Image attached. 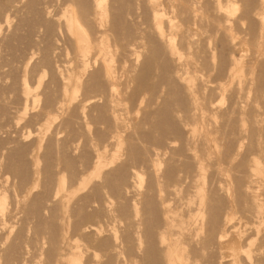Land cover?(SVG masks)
<instances>
[{
  "label": "bare ground",
  "instance_id": "bare-ground-1",
  "mask_svg": "<svg viewBox=\"0 0 264 264\" xmlns=\"http://www.w3.org/2000/svg\"><path fill=\"white\" fill-rule=\"evenodd\" d=\"M6 1H10V0H6ZM12 1V0H11ZM53 1H55V0H53ZM60 1V0H59ZM62 1V0H61ZM61 1H60V3H59V6L60 7H58L57 8V10L55 9V10H53L56 14V19H57V21H58V23H59V25H61L60 27L61 28H63V29H61V31H64V33H62L63 34V38H65L64 40H63V42H67V44H68V46H70V48H68L67 46V48L69 49L68 50V53H69V51H71V56L69 57H66L65 59H61V60H59L61 63H59V64H55L54 66L53 65H49L50 67H52V68H50L49 69V72H51L52 73V75H53V77H54V74H55V78H56V81L58 82V90H56V94H54V95H56L54 98L56 99L55 101L53 100V96H52V98H49V96H50V94H49V96H48V98L47 99H49V100H47L46 101V95H45V97H44V102L46 103V106L44 105V106H42L41 108L43 109L41 112L40 111H38V114H39V112H40V114H39V118H37V119H35V121L33 122V121H31V122H33V124H34V126H35V133L33 134V137H32V142H33V148L31 149V151H30V154H32V156H33V159H32V175H31V177H29V176H27V177H29V178H27L26 179V176L25 175H27L28 173H29V171H30V168H29V170L26 168V170H28V173L27 174H24V175H21V176H25V180L27 181H24V182H26V183H24V184H22L21 182H19V183H21V184H19V183H17V182H15V185H16V183H17V191H16V193L14 192V193H11V194H13L12 195V197H11V203L7 200V198H6V193L11 189V188H7L6 186H8L9 184H8V182L7 181H9V183H11L10 181H13V180H11V179H9V178H7L6 176H3V174L2 175H0V217H2V215H4L5 214V212H6V210L8 209V207H11V209H12V207H13V213H9V215H8V217L6 218V220H3V221H1L0 220V231H2L1 233H0V235H2V236H0V249H2L3 248V246L5 245L4 243L6 242V240H7V238H8V234H10V232L13 230V228H14V223H16V225H17V220L19 219L20 220V218H21V221L22 222H20L19 220V222H18V224L19 223H24L25 221L27 222V220H29L30 219V216L28 217L29 219H27L26 217L29 215V213H31L32 211H33V215H34V209L36 208H34V209H32L33 208V202H34V200L32 199V201H31V199L30 198H34L35 196H36V193H37V191L39 192V189L38 188H42V189H44V190H42V189H40V190H42L43 192L45 191H48V195H47V197L45 196V193H43L42 194V197L41 198H44V199H46V201H44L45 203H46V205H45V207L43 208L42 206H43V204H45V203H41V201L43 202V200L44 199H42L41 201H40V203L42 204V206H41V204L39 203V201H38V203H39V205H40V207H42L43 209H45L46 211L47 210H49L50 209V212L49 211H47V212H45V213H47L46 214V217L47 216H49L50 217V215H51V217H53V215H54V219L56 218V221H57V217H55V215L57 214V213H51L52 211H54L55 209L54 208H57V206L59 207V209H60V211H61V217H60V219H61V222L63 221V225L61 226V229H60V232H59V238L57 237L58 235H56L57 233V231L56 230H52L51 228L52 227H50V226H52V224H53V222L52 223H50L51 225L49 226V225H46V222L49 220V218H48V220L46 219V217L43 215L44 213H42L41 212V208L39 207V210H38V213H39V211L42 213H40V216H38V214H36L35 216H36V218H35V220L39 217H41L42 219H43V217H42V215L44 216V222H45V226H43V224H42V222H37V221H40V220H42L41 218L38 220H36V221H31L30 222V220L28 221L29 223H33V222H36L37 223V225H36V223H34L35 224V230H34V232L36 233L38 230H39V225L40 224H42V227H43V229L42 230H46L47 228H49L50 227V229H49V232H52L53 231V233H49V232H45L46 233V236H48V237H46L47 238V240H46V238L44 237L43 239H44V241H42V240H39V238H37V236L39 235V231L37 232L38 233V235L35 237L37 240L36 241H33L34 239H33V236L31 237V235H32V233H31V229H30V225L29 226H27L26 227V229H27V233H29L30 232V234H28V236H29V239L28 240H32L33 241V244H36V243H34V242H37V241H40V242H45L44 244H47L48 246H49V244L48 243H51L50 241L48 242V238L50 239V237H51V240H52V237L54 236V235H56L55 237H54V240H55V238L57 237V239H59L58 240V242H59V245H58V248H57V246L55 245V249H57V250H55L56 252L55 253H57L55 256H54V254H53V256H54V258H52L53 259V263H52V260H51V264H81V263H87V262H84V260H83V262H82V259L84 258V259H86L87 260V256H90V260H94V258L98 255L97 253L98 252H100L99 250H97L98 248L102 251L104 248L107 250V251H109L108 253H107V255L108 254H110V252H111V257H110V259H112V261L114 262V260H115V258H117L116 259V261L118 260V257H119V255H120V253L122 254H125L129 249L131 250V252L133 251V254H134V250H136V249H134V250H132V244L133 243H135L134 241H135V239H136V243H138V245H140V243L142 242V244H143V242L144 241H147V239H146V237H142V235L143 234H145V232L142 230V228H141V232H140V229H138L139 228V225H140V222L139 221H142V223L141 224H143V218L145 217V215H144V217L143 218H140L139 219V215L140 214H138V210L140 209H138L137 210V208L139 207V205H138V207H136V205H137V200H135V198H133L131 195H135V193H136V189H135V192H134V190L132 191V189L130 190L129 189V192L125 189V191H127L128 193H130L131 191H132V194L130 195L129 194V198H128V205H130L129 207H131V211H128V205H126V209H127V213H128V215L127 214H122V211H120L121 210V208H120V210H119V208H117V207H122V209L123 208H125L124 206H122L121 204H120V196L123 194H125V192H123L124 191V189L122 188V190L123 191H121L120 193H119V191L117 192V190L118 189H120L119 187H118V189H114V188H117V186H116V184H115V187H112L114 190H116V192L117 193H115V194H113V192H114V190H112V188L110 189V188H107L105 185H106V183H104V181L102 182V184H105L104 186H102V184H101V182H99L101 185H98V181H100L99 179H100V177H101V179H104L105 177H103V176H101L102 174L101 173H103V174H105L106 172L104 171V167H105V165L106 164H112V163H114L115 162V160L117 159V151H118V149L120 148V146H123V145H121L122 144V141L124 140V142H125V138H127V134H129V130H130V128L128 127V129H127V131H128V133H126L125 132V134H123V135H126V136H124L125 138H123V139H121V133L122 132H124L125 130H126V128H127V126H128V124L129 123H127V118H128V114H129V110L130 109H133V106L132 105H130V104H133L134 102H135V104H134V107L136 108V110H139L140 108V105H145V103H144V101H142L143 100V98L146 96V94H145V92H148V91H150V90H148V89H150V86L148 87V89H147V87L146 88H144L143 90H144V95L142 94H140L138 97H136L137 99L135 100V99H131L132 97H130L129 96V98L128 97H126L127 99V102L126 103H128L129 104V102L132 100V102L133 103H130L129 104V106H128V104H127V106H126V108L127 109H129V110H127L124 106H123V101H124V96L123 95H127V92H129V95L131 94V96H133V98H135L134 97V95H132V92H133V94H135V93H137V95H138V92L140 91V88H138L139 89V91L137 92H135L134 90H135V88H133V85L132 84H129L130 83V81H129V79L128 78H126V77H128L129 75L128 74H130V71H131V73H134V75L136 74V71H132V67H133V70H135L134 69V67L136 68V67H140L139 66V64H138V66L136 65L137 63H136V61L138 60V56L141 54V53H143L144 52V49H146L147 48V46L148 45H150V46H148V47H151V43H152V45L154 44V47L156 48V46H157V44H159L158 45V47L159 46H161L162 48L160 49V47H159V49L158 50H162L163 49V51H159V52H161L162 53V56H161V58L162 57H164V59H167V58H165V57H168L169 59H170V65L172 66V64H174L173 65V67H176V69L175 70H173L174 71V74H173V72H172V76L171 75H168L169 77H170V79L172 78V77H174V78H176L177 80H175L174 78L171 80V81H173V80H175V81H178V83L180 84V88H178V89H182L183 88V91H180V92H182V94H183V92H184V94H183V97L185 98V93H186V99H187V104H186V100L184 101L183 100V103H181V106H183V104L185 105H187V106H185L187 109H186V113L184 114V113H182V114H184L185 116L183 117V115L179 112L181 109H183V108H181L180 110H179V108H178V112L181 114L180 116H182V119L184 118V123H183V121H182V123H183V125L185 124V126H186V134H185V136L187 135V137H184V138H186V140L184 141L183 139H182V142L184 141V143L186 142L187 144H189L190 145V141H191V139H193V138H195L196 136H198V140L199 139H201V141L199 140V142H201V144H199L197 141V143L196 142H194V144L196 143V144H199V146L200 145H202V150L200 151V153H201V155H200V157H198V158H194L195 159V161L193 162V161H191L193 164H194V167H193V165L192 164H189V171H190V166H191V168H194L195 170L193 171V170H191V172L192 173H190V174H192V175H188V176H190V177H192L193 179H191V181L192 182H190L191 184H189V181H190V177L188 178V177H186L184 174V177H186V178H188L186 181L188 182H186L187 183V185H186V183H185V187H188V185L190 186V185H192V186H190L191 187V190L188 192V191H186L187 190V188H186V190H184L185 191V193L186 192H188V195H186L185 193H184V191H183V193H182V197L184 196V195H186L185 197H183L182 199H184V201H183V203L184 204H182L183 206H186L185 208L184 207H182L183 208V210H182V208H181V210L183 211H180V213L177 215V216H179V223L177 224V228H179L180 227V231L179 232H177V231H175L174 230V233H173V229H172V227L174 226V220H176V218H173V216H172V214H171V216L172 217H170V215L168 214L169 213V207H171L172 208V205H175L173 202H172V200L174 199H177L178 201H181V200H179L180 199V197H181V195H180V192L178 193L177 192V194H176V196L179 194V199L177 198V197H174V196H172V197H170V199H171V202L170 203H173V204H171L170 206H168V204L167 203H164V205H163V213H162V215H163V217H162V219H163V224H162V221L160 220V224H158L159 225V229H157V227L155 228L156 230H158V231H154V233H155V235L154 234H152V235H154L155 236V244L154 243H152V245L154 244L155 246H156V248H154V249H158L159 247V249H160V251H156V252H161V250H162V253L164 254V264H195V260H196V257H194V256H197L198 254L197 253H195L197 250L200 252V249L201 250H204L203 251V253H202V255L200 256V255H198V256H200L201 257V259L202 258H204V259H202V261H199V264H200V262H204V261H206V263L208 262V260H205V257L204 256H206L207 254L205 253V249H202V246H203V244H204V247L203 248H206L205 247V244H207V247L208 248H206V249H210V247L209 246H211L212 244L210 243V242H208V243H204V242H207V241H211V240H213V241H215V242H213V241H211L212 243H214L213 244V249L215 250V243H216V246H217V248H216V251H217V253H218V255L217 256H215V251L213 250V252L211 251H209L208 253H210L211 255L214 253V255H212L213 257H216L218 260H217V262H216V258H213L212 256V258H210V256H208L211 260H209V264L211 263H213V261L215 262V263H217V264H224L223 262H224V260L226 261V263L227 264H237V260H238V258L239 259H241L240 261H242V259H243V264H264V170H263V167H264V165L262 166V157H263V155H264V148H260V147H257V148H255L254 149V147L253 146H255L254 144V142H255V140H253L252 138H254L255 139V137H256V134L255 133H253L252 132V128H254L255 127V125H256V127H255V131L254 132H256V133H258L259 131L261 132V131H263L262 133H258V138L260 139L261 137L259 136V134L260 135H264V130H260L262 127L261 126H263L264 124V118H263V116L260 114L261 113V111H259L260 113H257V115L255 116V117H252V121L253 122H249V124L251 123V126H252V128L249 126V124L247 125V128H246V126H245V128H246V130L248 129V130H250V128H251V131H250V136L251 135H253L254 134V136H252V140L251 141H253V143L254 144H251L252 142H248L247 143V145L249 144V146L251 147V149H252V151H251V149L250 150H248L247 151V149H245L247 152H245V151H243V152H245V153H247V154H244L243 155V153H242V151H241V153H242V155H241V153H239L240 154V156L242 157H240V156H238L237 155V153H238V149H239V147H240V143H241V138L242 137H244V135L243 136H240L239 138H237V140L235 139V141H233L234 140V138L232 139V141L230 142V141H228L229 139L231 140V138H232V136L233 137H235L234 136V134L236 133V128L234 127L235 125L233 124L235 121H232V118H231V115L229 116L228 114H225L224 112V109L225 108H222L221 107V111H222V113H224L223 114V117H224V115H228L229 116V119H231V121L233 122H231L229 119H228V117L226 116V118L229 120V122H231L232 124L231 125H234V126H231V128H232V131L231 132H235V133H233V135L231 136V138L229 137V139H226L228 142H226V140H223V142L224 143H229V144H227L226 145V147H229V151H227V149H225L226 147H224V146H222L223 147V149L222 150H220V146L222 145H219V143L217 144V139H216V135H215V131L217 130H219V128L217 129V127H219V124H220V122H219V124H218V126H216V130L214 129V127H213V125H214V121H215V124H216V120H213L212 118L215 116V115H217V113L219 114L220 113V108H219V104L220 103H218L219 102V100L221 99V97L223 96V93H224V91H227L226 89H229L228 87L229 86H234V87H236V88H234L233 87V91H235V89H237L238 87H241L243 84H244V80H248V79H245L244 77H246L249 73H251L250 71L251 70H253L254 68L253 67H251V64H250V67L251 68H249V64L248 65H246V66H248L247 68H246V70H247V74H244V73H242V71H244V70H242L243 69V65H241V63H240V57H238V56H236V55H232V54H230L231 56H230V58L228 57L229 56V53L230 52H228V49L229 48H231L232 46H229V45H231L230 44V42L229 41H232L233 40V43H234V41H236V39H237V41L239 40V36L237 37L235 34H234V32L236 33V30H237V32H238V29H236V27L234 26V23L232 24V25H230V23H232L233 21H235L236 22V20H239L240 19V16H243V14H245V12L247 11V10H243L244 11V13H243V11L241 12V13H243V14H239L238 13V15H236L235 14V8H237L238 7V4H237V7H236V1L238 2L239 0H211V2L213 1V3H211V4H213V6H211L210 5V2L208 3V2H206L205 0H203L205 3H204V5H201V6H205V9H207V8H209V7H211V8H209V9H211V11H212V9H215V11H212V12H215L214 14H215V16H216V18H211L212 20H214V22H212V24H214L215 23V25H216V27H217V29H219V31H217V32H220L221 34H223V35H221L222 37L224 36L227 40H229V41H227V42H225L226 44H228L229 43V45H228V49H226L225 50V48L227 47L226 45H224V44H222L221 42L222 41H224V40H220V38H222L221 36H219V33L217 34V36L218 37H216V39L218 40V38H219V40L221 41L220 42V44L221 45H223L224 47H221V45H217L216 44V47H215V49L217 48V51L215 50V49H213L214 47L213 46H209L210 48V50L212 51V49L214 50V53H215V51L216 52H220L221 54L224 52V51H222L221 49H223L224 48V50H225V52H226V54H227V52H228V58H224V59H222L221 61H223L224 60V62H225V66L222 64V62L221 61H219L220 62V64L218 63V66H215V68H214V70H216V71H214L213 73L214 74H212V76L211 77H213V75H215V77H213V78H211L210 76H205V77H207V79L210 77V81L208 82L207 81V79L205 80V77L203 78V77H201V75L199 74L200 72H202L203 70H202V67H204V66H202V64L201 63H205V66L207 65L206 63L207 62H205L204 61V59L205 58H207V56H208V58H211V54L209 55H207L205 52H207V48L205 49L204 47H207V46H205V43H206V41L205 40H207L209 37H207L206 36V34H204V32H203V35H205V37L207 38V39H205V40H202L201 41V39H203L202 37H201V39L199 38V40L197 39L198 37H197V32H196V30H195V28L194 27H196V26H198V29L200 28L201 29V27H199V26H201L200 25V19H201V17L199 18V14H200V12H199V14H198V11L197 10H199V9H195V5H194V3H195V1H193V0H140V1H142L143 3H144V5H143V3L142 2H140L141 4H133V3H136L135 2V0H132V1H134L133 3H132V5H135V6H137V5H140L141 7H142V5L143 6H145V9H143V10H141L140 11V9H141V7H137V8H140V9H138L139 11V13H141V14H139V13H137L138 15H140L141 16V19L142 18H145L144 20H141V19H139V20H137L135 17L136 16H138L137 14H136V12L134 13V10H135V6H133V8H131L133 11H130V12H128V13H130L131 14V12H133L132 14H134L133 15V17L136 19H133V18H131L130 20H135L134 22H132L134 25L136 24V22H137V25L139 26L140 25V27H139V29L137 30V28H138V26L136 25L135 27H133L132 25V28H136V32L134 33V34H132L133 33V29H131L132 31L130 32V31H128V32H130V36L128 35L129 33H125V34H122V33H119L120 31H121V29H122V31L121 32H124L123 31V28H121L122 26H123V23H122V25L120 26V28H118L117 27V29L115 28L116 26H118V25H120V23H118L116 26H115V21H117V19H116V17H114L115 19H113V15H114V13H116V12H114V11H116V8H115V10L113 11V9H114V6L113 5H116V4H119V2L118 3H116V0H115V2H114V0H113V2L115 3V4H112V1H109V0H107V4H106V2H105V0H86V1H88V2H86L85 0L84 1H82V0H80V1H78V5H80V4H83L84 5V3H86L87 5H84V6H82L83 8H81V5L80 6H78L77 5V1L75 2V0H63L62 1V3H61ZM75 3H74V2ZM108 1H109V3H108ZM125 1V0H124ZM132 1H129V2H132ZM138 1V0H137ZM202 0H201V2H203ZM208 1H210V0H208ZM248 2V0H245V2ZM16 2V1H15ZM79 2H83V3H80L79 4ZM111 2V3H110ZM123 2V1H122ZM255 2V0L253 1V3ZM5 3V2H4ZM16 3H18V2H16ZM21 3V2H20ZM197 3V5H198V3L199 2H196ZM244 3V2H243ZM242 3V4H243ZM257 4V7H252L253 6V4H252V6H251V9L252 10H254L253 11V16L255 17V19H254V17H252V15H250L251 14V9H250V11H247L246 12V16L249 18V16H250V18H252V19H254L255 21H257V23H258V29H256V27H257V25H256V27L254 26V30H252L251 31V33H252V35H250V38H248V39H251V37L253 36V34H255L254 32H256V37H255V45H256V48H254V52L253 53H255V55L253 54H250V55H252L253 57L250 59L252 62H253V59H254V56H262V55H264V0H258L257 2H256ZM9 4V3H8ZM19 4V3H18ZM110 4V5H109ZM121 4V3H120ZM119 4V5H120ZM129 4V3H128ZM208 4V5H207ZM12 7H15V6H13V5H15V4H10ZM54 5H55V2H54ZM53 5V6H54ZM112 5V6H111ZM130 5V4H129ZM131 5V6H132ZM210 5V6H209ZM245 5V4H244ZM246 5H247V3H246ZM255 5V6H256ZM17 7H18V5H16ZM48 6V5H47ZM117 6V5H116ZM115 6V7H116ZM121 6V5H120ZM201 6H197V8H200ZM209 6V7H208ZM248 6H250V4L248 5ZM49 7V6H48ZM52 7V6H51ZM56 7V6H55ZM79 7V8H78ZM111 7H113L112 9H111ZM126 7V6H125ZM207 7V8H206ZM247 7V6H246ZM44 8V7H43ZM121 8V7H120ZM250 8V7H249ZM249 8H243V9H249ZM16 9V8H15ZM118 9V8H117ZM128 9V8H127ZM43 10V9H42ZM200 10H202V7H201V9ZM203 10H204V8H203ZM201 11V12H203L204 13V11ZM208 10V9H207ZM44 11V10H43ZM46 11H47V9H46ZM52 11V12H53ZM111 11H113V15H110V13H111ZM124 11V10H123ZM144 13H143V12ZM208 11H210V10H208ZM208 11H205V12H207V15H208ZM209 12V14L210 13H212V12ZM126 12V11H125ZM44 13V12H43ZM123 13V12H122ZM248 13H250L249 14V16H248ZM52 15L54 14V13H51ZM50 14V15H51ZM112 14V13H111ZM119 14V13H118ZM142 14H143V16H142ZM214 14H212V15H214ZM235 14V15H234ZM43 15V14H42ZM48 15V14H47ZM52 15H51V17H52ZM119 15H121V14H119ZM240 15V16H239ZM44 16V15H43ZM54 16V15H53ZM109 16H110V18H109ZM112 16V17H111ZM115 16H118V15H115ZM123 16V15H122ZM128 16H129V14H128ZM140 16H139V18H140ZM202 16V15H201ZM209 16V15H208ZM236 16V20L235 19H233L234 17ZM239 16V17H238ZM45 17V16H44ZM121 17V16H120ZM124 17V16H123ZM122 17V19H125V18H123ZM130 17H132V15H130L129 16V18ZM204 16H202V18H203ZM206 17V19L207 18H210L211 16H209V17H207V16H205ZM233 17V18H232ZM239 19H238V18ZM1 18H3V17H1ZM47 18V17H46ZM128 18V19H129ZM242 18V17H241ZM53 19V18H52ZM127 19V20H128ZM206 19H204V21L206 20ZM216 19V20H215ZM244 19H246V17L244 18ZM46 20H49V19H46ZM54 20V19H53ZM113 20H115V21H113ZM127 20H123V21H127ZM129 20V21H130ZM203 20V19H202ZM211 20V21H212ZM233 20V21H232ZM251 20V19H250ZM8 21H9V19H8V16H5L3 19H2V21L0 20V22H2V24L3 25H5V24H7L8 23ZM208 21V20H207ZM206 21V22H207ZM211 21L209 22V28H210V30L209 31H213V30H211V29H214L215 28V26H214V28H213V26L211 27ZM215 21H217V22H215ZM240 21V20H239ZM241 21L243 22V20L241 19ZM240 21V22H241ZM55 22V21H54ZM117 22H121L120 21V18H119V20L117 21ZM127 23H130V22H128L127 21ZM238 23V22H237ZM237 23H235V24H237ZM53 24V23H52ZM202 24H203V22H202ZM204 24H206L205 22H204ZM208 24V23H207ZM256 24V23H255ZM127 25V24H126ZM195 25V26H194ZM238 26H239V24H237ZM236 25V26H237ZM6 26V25H5ZM56 26V25H55ZM114 26V27H113ZM203 26V25H202ZM205 26V25H204ZM203 26V27H204ZM208 26V25H207ZM206 26V27H207ZM230 26L231 27H235V31L234 30H232L231 31V28H230ZM237 26V28H239ZM59 27V28H60ZM203 27H202V29H203ZM234 27L232 28V29H234ZM53 29H54V25H53V27H52ZM205 28V27H204ZM208 28V27H207ZM208 28V29H209ZM241 28V27H240ZM239 28V29H240ZM244 28V27H243ZM52 29V30H53ZM115 29L118 31V29H120L117 33H119V34H121L122 36L124 35H126L127 36V38H129V37H132L131 39L129 38V40L127 39L126 40V37H125V41H123V37H121L120 35H118L117 33L115 34L114 33V31H115ZM124 29H126V26H125V28ZM201 29V30H202ZM208 29H207V32L206 33H208L209 31H208ZM245 29V28H244ZM243 29V30H244ZM255 29H256V31H255ZM51 30V29H50ZM55 30H57V29H55ZM135 30V29H134ZM243 30H242V32H243ZM247 30V29H246ZM54 31V30H53ZM202 31H204V30H202ZM206 31V30H205ZM214 31H216L215 29H214ZM222 31V32H221ZM52 32V31H51ZM239 32H241V30L239 31ZM238 32V33H239ZM37 33H38V30H37ZM40 33V32H39ZM54 33V32H53ZM210 33V32H209ZM213 33V32H212ZM238 33H236V34H238ZM248 33H249V30H248ZM57 34H58V31H57ZM61 34V33H60ZM196 34V40H198L201 44H202V42H203V45L204 46H202V45H199L198 44V41H197V43H196V40H194V38H193V36ZM241 34V33H240ZM50 35V34H49ZM53 35H55L56 36V33L55 34H52V36ZM59 35V34H58ZM57 35V36H58ZM66 35V36H65ZM201 35V34H200ZM202 35V36H203ZM208 35V34H207ZM242 35V34H241ZM244 35H247V34H245V32H244ZM244 35H243V37H244ZM51 36V37H52ZM56 36V37H57ZM65 36V37H64ZM118 38H117V37ZM120 36V37H119ZM129 36V37H128ZM48 37V36H47ZM50 37V36H49ZM212 37V36H211ZM237 37V38H236ZM241 37V36H240ZM60 38V37H59ZM119 38H121L120 40H119ZM236 38V39H235ZM245 38V37H244ZM247 38V37H246ZM253 38V37H252ZM50 39V38H49ZM51 39H53V38H51ZM222 39H224V38H222ZM235 39V40H234ZM66 40V41H65ZM215 40V39H214ZM217 40H215V42L217 41ZM219 40L217 41V42H219ZM245 40H247V39H245ZM36 41V40H35ZM35 41H33V42H35ZM240 41H241V38H240ZM252 41V40H251ZM49 42V41H48ZM51 42H53V41H51ZM59 42L61 43V38H60V40H59ZM58 42V43H59ZM154 42V43H153ZM156 42V43H155ZM205 42V43H204ZM208 42V41H207ZM242 42H244V41H242ZM36 43H38L37 41H36ZM56 42H54V43H52V44H55ZM65 43H63L64 45H65ZM197 45H196V44ZM211 43V42H210ZM233 43H232V45H233ZM50 44V43H49ZM48 44V45H49ZM66 44V45H67ZM156 44V45H155ZM219 44V43H218ZM235 44H238V43H235ZM247 44V43H246ZM252 44H253V42H252ZM38 45V44H37ZM200 46V49H202L201 48V46L203 47V49L204 50H206L205 52H204V50H203V52H201L200 50L198 51V52H200V53H203V57H205L203 60H202V62L201 63H199V64H197V58H201L202 56H200V57H198L197 55H195V54H197L196 53V48H197V46ZM211 45V44H210ZM249 45V44H248ZM33 46H35V45H32V47ZM50 46H51V44H50ZM49 46V47H50ZM55 46V47H54ZM54 46H52L54 49L57 47V49L56 50H58V48L61 46V44H57V45H54ZM196 46V47H195ZM199 46H198V48H199ZM215 46V45H214ZM217 46H219V47H217ZM253 46H254V44H253ZM252 45H251V48L253 47ZM37 47V46H36ZM39 47H40V45H39ZM62 47V49H63V45L61 46ZM60 47V48H61ZM65 47V46H64ZM153 47V49H151V50H153V52L155 51L156 52V49L158 48H154ZM52 48V49H53ZM60 48H59V53H60ZM152 48V47H151ZM32 49H36V48H32ZM45 49V48H44ZM48 49V51L50 50V48H47ZM150 49V48H149ZM219 49V50H218ZM28 50H29V48H28ZM27 50V51H28ZM37 50H38V48H37ZM39 50H41V47L39 48ZM55 50V51H56ZM157 50V51H158ZM252 50V49H251ZM42 51V50H41ZM51 51V50H50ZM49 51V52H50ZM62 51V50H61ZM118 51H120L119 52V55L120 56H118V54H116V53H118ZM147 51V49L145 50V52ZM209 51V50H208ZM26 52V51H25ZM37 52V51H36ZM40 52V51H39ZM49 52H48V54H49ZM52 52V51H51ZM63 52V51H62ZM148 52H150L149 50H148ZM148 52H146V54L147 55H149V54H151V53H149L148 54ZM152 52V51H151ZM152 52V53H153ZM154 52V53H155ZM224 52V53H225ZM250 52V51H249ZM30 53V52H29ZM41 53V52H40ZM39 53V54H40ZM59 53H57V54H59ZM67 53V54H68ZM161 53H160V55H161ZM209 53H210V51H209ZM212 53V52H211ZM220 53H218V55L217 56H219V57H226V54H224V55H222V56H220L221 54ZM32 54V53H31ZM30 54V55H31ZM55 54V53H54ZM53 54V57L55 56ZM62 54V53H61ZM66 54V53H65ZM144 54V55H143ZM142 54V56L144 57V56H147V55H145V53H143ZM163 54L164 55H166V56H163ZM205 54H206V56H205ZM217 54V53H216ZM60 55V54H59ZM58 55V56H59ZM118 57H117V56ZM152 55V54H151ZM158 54L156 53V55L155 54H153L152 55V57H154V56H157ZM213 55H215V54H213ZM212 55V56H213ZM248 55V54H247ZM25 56H27V55H25ZM24 56V54H23V56L22 57H25ZM38 56V55H37ZM41 56H42V54H41ZM50 56H52V55H50ZM49 56V57H50ZM150 56V55H149ZM195 56V57H194ZM216 56V57H217ZM34 57H36V56H34ZM33 57V58H34ZM45 57H47V55L45 56ZM52 57V58H53ZM61 57V56H60ZM63 58H64V55L62 56ZM115 57H117V58H115ZM120 57V58H119ZM142 57V58H143ZM159 57V56H158ZM202 57V58H203ZM218 57V58H219ZM250 57V56H249ZM255 57V58H256ZM32 58V57H31ZM33 58H32V61H30V62H33ZM55 58H57V56L55 57ZM59 58V57H58ZM57 58V59H58ZM145 59H146V57H144ZM143 58V59H144ZM148 58V57H147ZM259 58V57H258ZM24 59V58H23ZM35 59V58H34ZM48 59V58H47ZM46 59V60H47ZM56 59V60H57ZM117 61H116V60ZM158 59V58H157ZM156 59V60H157ZM159 59H160V57H159ZM212 59V58H211ZM225 59H226V61H225ZM249 59H248V62H249ZM261 59H263V61H264V58H263V56L260 58V59H258L259 61L261 60ZM36 61L37 60H41L40 62H42V60H45V58L42 56L41 58H40V56H39V59H35ZM53 60V59H52ZM55 60V59H54ZM55 60V61H56ZM139 60H140V56H139ZM206 61L207 60H209V59H205ZM214 60H217V59H214ZM228 60V61H227ZM241 60H242V58H241ZM258 60H254L255 61V63L258 61ZM36 61H34V62H36ZM151 61H152V58H151ZM151 61H149L150 63H151ZM162 61V60H161ZM167 61V60H166ZM199 61V60H198ZM257 62L258 63V65H260V66H263L264 67V64L262 65V63H264V62ZM33 62V65L31 64V68H33L34 66L36 67V68H38L39 67V65L37 66L36 65V63L38 62H36V63H34ZM44 62V61H43ZM46 62H48V60L46 61ZM116 62V63H115ZM138 62V61H137ZM142 62V61H141ZM146 62V61H145ZM160 62V61H159ZM213 62H215V61H213ZM226 62H229V64L227 65L226 64ZM248 62H246V63H248ZM251 62V63H252ZM52 63V62H51ZM50 63V64H51ZM136 63V64H135ZM140 63V62H139ZM143 63V62H142ZM142 63H141V65H142ZM155 63V62H154ZM157 63V62H156ZM163 63V62H162ZM203 63V64H204ZM211 64V61H208V64ZM250 63V62H249ZM254 63V62H253ZM256 63V64H257ZM30 64V63H29ZM201 64V66H199V67H201L200 68V70H198L196 67H197V65H200ZM209 64V65H210ZM214 64H216V62L214 63ZM126 65H128V66H126ZM133 65H135V66H133ZM158 65V64H157ZM163 65V64H162ZM166 65V64H165ZM165 65H164V67H165ZM208 65V66H209ZM217 65V64H216ZM221 65V66H220ZM223 65V66H222ZM226 65H227V67H226ZM20 66H21V62H20ZM29 66V65H28ZM48 66V67H49ZM143 66V65H142ZM168 66V65H167ZM214 66H212V64H211V67H214ZM253 66H255V65H253ZM260 66H256V72H258L259 73V75H258V77H260L259 78V80L261 81V79H262V83L261 82H259L260 84H263V85H259V86H261L262 88H264L263 86H264V78H263V74H264V70L262 71L261 69L262 68H260ZM30 67V66H29ZM41 67V66H40ZM43 67H45V68H47L46 66H42L41 68H39V69H36V68H34V70L32 71L31 70V72L33 73L32 75L30 74V76H32L33 77V80H32V78L29 76V75H27V76H29L30 78H31V82L32 83H28L24 78H22L21 80H20V83L18 82V100H17V102L19 101V106H15L14 107V109L16 108V107H18L17 108V110L15 109V111H17V113H19L20 115L19 116H22L21 115V113L23 114V113H25V111L30 107V105H32L33 104V102H34V100H35V98H36V96L38 97V95H37V89L36 88H38V86L40 85V83H41V77H42V75H43V72H44V69H43ZM155 67H156V65H155ZM162 67V66H161ZM173 67H172V69H173ZM216 67L218 68V69H216ZM221 67V68H220ZM222 67H224L223 69H225V67H226V70H223L222 69ZM257 67H259V68H257ZM28 68V67H27ZM26 68V69H27ZM163 68V67H162ZM204 68H206V67H204ZM220 68V69H219ZM29 69V68H28ZM28 69L26 70V71H28ZM137 69V68H136ZM165 69V68H164ZM169 69V68H168ZM171 69V68H170ZM169 69V70H170ZM223 70V72H224V74H223V72H221V75H220V72H218L219 70ZM249 69H251V70H249ZM261 72H263V74L262 73H260V71ZM30 70V69H29ZM47 70H48V68H47ZM46 69H45V71H47ZM52 70H53V72H52ZM168 70V71H169ZM202 70V71H201ZM205 70V69H204ZM207 70V69H206ZM218 70V71H217ZM249 70V71H248ZM25 71V72H26ZM255 71V70H254ZM29 73H30V71H28ZM27 72V73H28ZM137 72H141V71H138V69H137ZM152 72H154V71H152ZM158 72V71H157ZM161 72V71H160ZM164 72V71H163ZM170 72V71H169ZM169 72H167V73H169ZM170 72V73H171ZM215 72L217 73H219V74H215ZM28 73V74H29ZM162 73V72H161ZM165 73H166V71H165ZM169 73V74H170ZM154 74V73H153ZM158 74V73H157ZM157 74H156V76H157ZM163 74V73H162ZM203 74V73H202ZM262 74V75H261ZM90 75H95V76H93V77H96V75H97V77L100 79H98L97 78V80H96V78H94V80H96V82L97 83H99V81H100V85H98L96 82H92V85H93V87H92V85H91V87L92 88H94V89H92L91 87H90V84H91V82H90V80L93 78H90L91 76ZM128 75V76H127ZM221 76V78L220 79H218L217 78V76ZM246 75V76H245ZM253 76H252V78L254 77V75H256V73L255 72H253V74H252ZM138 76V75H137ZM137 76H131L132 77V79L134 80V78L135 77H137ZM154 76V75H153ZM159 76V75H158ZM167 76V75H166ZM167 76V77H168ZM203 76V75H202ZM25 77H26V75H25ZM28 77V78H29ZM130 77V76H129ZM134 77V78H133ZM139 77V76H138ZM163 77V76H162ZM168 77V78H169ZM249 77V76H248ZM247 77V78H248ZM27 78V77H26ZM86 78H88L89 80V82H90V84H89V82H86ZM140 78V77H139ZM155 78H157V77H155ZM166 78V77H165ZM164 78V79H165ZM217 80H216V79ZM251 78V79H252ZM255 78V77H254ZM128 79V80H127ZM137 79V78H136ZM141 79V78H140ZM169 79V80H170ZM55 80V79H54ZM93 80V79H92ZM91 80V81H92ZM148 80V79H147ZM162 80V79H161ZM212 80V81H211ZM43 81V80H42ZM121 81H122V83H121ZM128 81H129V83H128ZM140 80H138V82H139ZM157 81V80H156ZM160 81V80H159ZM174 81V82H175ZM250 81V80H249ZM249 81H245L247 84H248V82ZM252 81L254 82V79H252L250 82H251V84H253L252 83ZM257 81H258V79H257ZM56 82V83H57ZM137 82V83H138ZM161 82V81H160ZM241 82H242V85H240L239 86V84H241ZM86 83H88L87 84V86H88V88L86 87ZM134 83H136V81H133V84ZM143 83H145V82H143ZM168 83V82H167ZM178 83H177V87H178ZM245 83V84H246ZM42 84V83H41ZM83 84H85V86L84 87H86V88H84V89H86L84 92H85V95H86V92H87V95L85 96V95H83V93L84 92H82V89H83V87L82 88H80L81 89V96H84V97H80L79 99L77 98V100H74L75 98H76V96L77 95H79V94H77V91H78V88L81 86V85H83ZM128 84L130 85V87H132V88H129V86H128ZM141 84V83H140ZM163 84V83H162ZM161 84V85H162ZM166 84V83H165ZM163 85V86H165V90H164V92H162V93H160L159 95L161 96V98L159 97L158 99V102H157V100H156V103L158 104V103H160L159 101H161L162 99L163 100H166V99H164L165 97H167L166 95H165V92H167L166 91V85ZM170 83H168V86H171V85H169ZM245 84L243 85V86H245ZM250 84V85H251ZM256 84H258V83H256ZM256 84H254V85H256ZM94 85H96V86H94ZM99 86V89H95L96 87L98 88V86ZM120 85H122V86H124L123 88L122 87H120ZM134 85H136V84H134ZM138 85V84H137ZM136 85V86H137ZM173 85V84H172ZM249 85V84H248ZM102 87V89L100 90V88ZM148 86V85H147ZM175 86V85H174ZM242 86V89H244L245 87H243ZM132 89V90H130V91H132L131 93H130V91H129V89ZM138 87V86H137ZM144 87V86H143ZM161 87V86H160ZM176 87V86H175ZM182 87V88H181ZM249 87V86H248ZM251 87V86H250ZM253 87V86H252ZM256 87V86H255ZM260 87V88H261ZM89 88H91L92 90H95V91H93V92H95V93H93L94 95H89V93H90V91H88V89ZM168 88L169 87H167V90H168ZM170 88H172V87H170ZM247 88V87H246ZM256 88H258L259 89V91H260V88L257 86ZM254 89V90H257V89ZM261 88V90H263ZM83 89V90H84ZM137 89V90H138ZM145 89H147V91L145 90ZM152 89H153V87H152ZM177 89V90H178ZM232 89V88H231ZM231 89H230V91H231ZM241 88H238V90H240ZM242 89H241V91H242ZM249 89H251V88H249ZM36 90V91H35ZM101 92H100V91ZM126 90H128V91H126ZM142 90V91H143ZM156 90V89H155ZM159 90V89H158ZM171 90V89H170ZM173 90H174V87H173ZM201 90V91H200ZM202 90L203 91H207V93H208V96L210 95H213V98L211 97L210 99L208 98V96H206V94H204L205 92H203V94L207 97H205V96H203V94H202ZM238 90L237 91H235V92H237L238 93ZM98 91V92H97ZM125 91H126V94H124L125 93ZM153 91V90H152ZM152 91H150L151 93H152ZM169 91V90H168ZM232 91V92H233ZM245 91H246V89H245ZM245 91H243V92H245ZM258 91V90H257ZM258 91V93H261V92H259ZM89 92V93H88ZM96 92H97V94H96ZM100 92V93H99ZM135 92V93H134ZM157 92V91H156ZM158 92H161V88H160V90L158 91ZM174 91H172V93H173ZM256 92V91H255ZM58 93H59V96H58ZM99 93V94H98ZM143 93V92H142ZM149 93V92H148ZM147 93V94H148ZM151 93L150 94H148V96H146L145 97V102H149L150 100H151V97L154 95L153 93V95L151 96ZM154 93H155V91H154ZM168 93V92H167ZM171 93V91L167 94V95H169ZM214 93V94H213ZM226 93H228V91L226 92ZM249 93H250V90H249ZM257 93V96L258 95H260V94H258ZM225 94V93H224ZM231 94H234V93H231ZM236 94V93H235ZM234 94V95H235ZM241 94V93H240ZM243 94V93H242ZM241 94V95H242ZM48 95V94H47ZM99 95V96H98ZM136 95V94H135ZM136 95V96H137ZM149 95H150V100L148 99L149 98ZM156 95V94H155ZM154 95V96H155ZM158 95V96H159ZM226 95V94H225ZM224 95V96H225ZM237 95H239V94H237ZM240 95V96H241ZM96 96H98L99 98H101L100 99V101H101V104H103V106L105 107V106H107L108 108V113H106L107 115H105V114H103V115H105V116H108V114H109V119H110V122H111V124L113 125L112 127H114L113 128V130L110 132V133H107L106 134V136L108 137H106L107 138V140H106V138L104 139V140H106L107 142H108V144H109V147H110V149L109 148H107V150H105V148L104 149H100V147L102 146V144L101 145H99L100 147H98V145H97V147H95L94 148V146L96 145V143H95V145H93V148L92 147H90V151L93 149L94 150V160H93V163H92V166H91V169L88 171V172H84L85 171V169H83L81 172H73L74 173V175L72 174V171H74V170H72V168L70 169V170H72V171H70V173L73 175V177H72V175L68 172L69 171V169H68V167L70 166H67V169H68V171H67V169H66V163L68 162V160H71V158L69 159V157H68V160L66 161V160H64L65 159V157H67V156H65L66 155V153H63V155H64V157H62V159L61 160H57L58 158H56L55 159V157H54V159L57 161L55 164H52V163H50L52 160H50V162H49V165H54V170H55V178H52V175L54 174H50V172H49V174L48 175H51V177L50 176H48L50 179L48 180H43V181H45V182H43V181H41L42 179H41V176L40 175H43L44 173H46L45 172V170L43 171V170H41V168L39 169L38 168V162L41 160V159H39V157H40V155L39 156H37V152L35 151V148L37 147V146H39V143H40V141H41V139L44 137V139H45V137H48V136H44L47 132H48V128H50V126L51 125H53L54 123V120L59 116V119H60V122H61V124H62V126H61V124H59L60 125V127H62L61 129H63V124L65 125L64 127H66L67 126V123L69 124V122H71L70 120H72L71 119V114L70 113H68V112H72V111H74L75 110V108H72V107H76L79 111H78V113L80 112L81 113V115H82V112H84L83 110H84V107H86V105H88V103H90V102H93L94 100H95V98H96V101H97V99H99L98 97H96ZM128 96V95H127ZM164 96V98H162ZM256 96V95H255ZM51 97V96H50ZM157 97V96H156ZM205 97V98H204ZM226 97V96H225ZM238 98H240L239 96H237ZM153 98V97H152ZM228 98H230L231 99V96L230 97H228ZM243 98V97H242ZM250 98V97H249ZM255 98H257V97H255ZM128 99H131L130 101H128ZM146 99H148V100H146ZM154 99V98H153ZM161 99V100H160ZM207 99V100H206ZM235 99V98H234ZM258 99V98H257ZM256 99V100H257ZM260 99V98H259ZM264 99V98H263ZM51 100V101H50ZM52 100H53V102H52ZM73 100H74V102H73ZM79 100V101H78ZM201 100H205L204 102H202L201 103ZM236 100H238V99H236ZM235 100V102H237ZM241 100V99H240ZM251 100H252V98H251ZM251 100H249V102L251 101ZM255 100V99H254ZM50 101V102H49ZM75 101H76V103H75ZM95 101V102H96ZM100 101H97V102H99L100 103ZM154 101V100H153ZM230 101V100H229ZM243 101V100H242ZM103 102V103H102ZM142 102H143V104H142ZM147 102V103H148ZM151 102H152V100H151ZM151 102H149V104L151 103ZM155 102V101H154ZM163 102V101H162ZM161 102V103H162ZM239 102V101H238ZM249 102H248V104H249ZM255 101H253V103H254ZM258 102H260V101H258ZM262 102V101H261ZM72 103H74V105L72 104ZM99 103H90L92 106H95L96 105V108H99V107H97V105H100V107L102 108V106H101V104H99ZM146 103V106L148 105ZM153 103V102H152ZM166 103V102H165ZM175 103V102H174ZM247 103V102H246ZM263 103V105H264V102H262ZM261 103V104H262ZM48 104V105H47ZM71 104V105H70ZM89 104V106H91ZM94 104V105H93ZM157 104H155V105H157ZM164 104V103H163ZM231 104L232 105H234L235 103H234V101H233V103H232V101H231ZM239 104V103H238ZM238 104L236 103L235 104V106H233L232 107V105H231V107H232V110L233 109H235V107H236V105H237V109H239L238 111L240 112V108H239V106H238ZM244 104V103H243ZM250 104H252L251 102H250ZM256 104V103H255ZM260 103H258L257 105H259ZM260 104V105H261ZM17 105H18V103H17ZM71 106V110L69 109V107ZM152 105H154V104H152ZM154 105V106H155ZM180 105V104H179ZM29 106V107H28ZM149 106V105H148ZM147 106V107H148ZM225 106V105H224ZM245 106H247V104L245 105ZM251 106V105H250ZM252 108H254V105L252 104ZM158 107H160V106H158ZM176 107V106H175ZM177 107H180V106H177ZM228 107H230V103H229V105L227 106V108ZM230 107V108H231ZM256 107V106H255ZM263 107V106H262ZM261 107V108H262ZM86 108H89L88 106L86 107ZM96 108L95 107H93V109H95L96 110ZM151 108V107H150ZM155 108H156V106H155ZM153 106H152V109H151V111H152V113L153 114H156V113H154L153 111H154V109H155ZM226 108V109H227ZM230 108H228V109H230ZM242 108V107H241ZM252 108H248V110H246V111H248V113L249 112H251V110H252ZM260 108V107H259ZM260 108V109H261ZM264 108V107H263ZM76 109V110H77ZM100 109V108H99ZM103 109V108H102ZM106 109V110H107ZM157 109V108H156ZM185 109V108H184ZM225 109V110H226ZM227 109V110H228ZM244 109H245V107H244ZM244 109H243V111H244ZM70 110V111H69ZM92 110V109H91ZM90 110V111H91ZM104 110H105V108H104ZM105 110V111H106ZM227 110H226V112H227ZM232 110H228V112L229 111H231L232 112ZM250 110V111H249ZM254 110L255 111H257L258 112V110L256 109V108H254ZM254 110H252L253 111V113H254ZM262 110H264V109H262ZM27 111H29V110H27ZM103 111V110H102ZM174 111V110H173ZM219 111V112H218ZM234 111H236V110H234ZM76 112V111H75ZM87 112H88V109H87ZM95 112V111H94ZM98 111H96V113H97ZM138 112V111H137ZM142 113H143V111H141ZM175 112V111H174ZM173 112V113H174ZM177 112V111H176ZM182 112H184V110L182 111ZM238 112V113H239ZM29 113V112H28ZM70 114L69 115V117L70 118H68V115H67V118L65 117L64 118V116L63 117H61L63 114ZM77 113V112H76ZM80 113H79V116L81 117V115H80ZM86 113V112H85ZM95 113V114H96ZM147 112H145V114H146ZM222 113H220V115H222ZM237 113V112H236ZM248 113H246L247 115H248V117H250L251 115H252V112L250 113V116H249V114ZM38 114H36V117H37V115ZM89 114H91V113H89ZM98 114V113H97ZM101 114V113H100ZM150 115L151 114V112L150 113H147V115ZM176 114V113H175ZM240 114H241V112H240ZM245 114V112H243V115ZM18 115V114H17ZM27 115V114H26ZM29 115V114H28ZM33 115H35V114H33ZM32 115V116H33ZM83 115H85L84 113H83ZM142 115V114H141ZM144 115V114H143ZM147 115H145V116H143L144 118H145V122H147V123H145L144 122V118L143 117H141L142 118V122H141V119L140 120H136V121H138L139 123H142L143 124V126H144V124H149L148 123V121H150L149 120V115H148V117L146 118V116ZM152 115V114H151ZM174 115V114H173ZM172 115V119H174V117L175 116H173ZM246 115V116H247ZM32 116H30V117H32ZM78 115H76L75 117H77ZM86 116H88V115H86ZM101 116V115H100ZM99 116V117H100ZM105 116H104V118H105ZM178 116V115H177ZM180 116H178L177 118H179ZM238 115L236 114V117H237ZM254 116V115H253ZM89 117H90V115H89ZM98 117V118H99ZM139 117V116H138ZM221 117V116H220ZM233 117V116H232ZM236 117L234 116L233 117V119L235 118V120H236ZM240 117V116H239ZM239 117H237V119H238V125H239V128L237 129V133L235 134L236 136H238V133L240 134V132L243 130V128L242 127H240V125L241 124H243V121H245L246 122V119L248 118V117H246L245 118V120H242V118H240L239 119ZM242 117V116H241ZM245 117V116H244ZM18 118V117H17ZM20 118V117H19ZM65 119V120H63V119ZM79 117H77V119H78ZM92 118V117H91ZM176 117H175V120L177 121V120H180L181 119V117H180V119H177ZM59 119H57L56 121H58ZM67 119V120H66ZM101 119H102V117H101ZM148 119V120H147ZM151 119H153L152 117H151ZM170 119H171V117H170ZM244 119V118H243ZM248 119H250V118H248ZM247 119V120H248ZM62 120V121H61ZM69 120V122H67ZM80 120V119H79ZM92 120V119H91ZM103 120H105V119H103ZM106 120H107V117H106ZM227 120V121H228ZM30 121V120H29ZM64 121V122H63ZM67 123H66V122ZM95 122L97 121V120H94ZM129 121V120H128ZM136 121H134V122H136ZM153 121H154V119H153ZM174 121V120H173ZM221 121H223V122H221V128H222V126H223V123L224 122H226L225 121V119L224 120H221ZM248 121H250V120H248ZM82 122V121H81ZM103 122H105V121H103ZM131 122V121H130ZM138 122H136L135 124H132V126H134V125H137V124H139ZM144 122V123H143ZM152 121H150V123H151ZM229 122H228V124L227 125H229ZM244 122V123H245ZM263 122V123H262ZM53 123V124H52ZM59 123V121L58 122H56V124H58ZM98 123V122H97ZM218 123V122H217ZM80 124V123H79ZM89 124V123H88ZM99 124V123H98ZM101 124H102V122H101ZM142 124H140V125H142ZM155 124V123H154ZM157 124H159V122L157 123ZM246 124V123H245ZM261 124H263V125H261ZM16 125H17V123H16ZM58 125V126H59ZM81 125V124H80ZM86 125V124H85ZM109 126H111L110 124H108ZM147 125H145L146 127H147ZM151 124H149V126H150ZM225 125V124H224ZM226 125V126H227ZM258 125V126H257ZM259 125H260V129L258 128L259 127ZM1 126V125H0ZM54 126V125H53ZM82 126V125H81ZM98 125H96V127H97ZM130 126V125H129ZM144 126V127H145ZM152 126V125H151ZM151 126H150V128H151ZM153 126H155V125H153ZM225 126V127H226ZM243 126V125H242ZM249 126V127H248ZM52 127V126H51ZM102 127V126H101ZM104 127H106L107 128V125L105 126L104 125ZM135 127V126H134ZM134 127L132 128V129H134ZM141 127V126H140ZM142 128V131L143 130H148L149 132H146V133H149V134H152L155 130L153 129L152 131V133H151V131L147 128L146 129V127L145 128ZM177 127H179L178 125H177ZM176 127V128H177ZM180 127H181V124H180ZM183 127V126H182ZM181 127V128H182ZM212 127H213V129H212ZM224 127V126H223ZM234 127V128H233ZM238 127V126H237ZM1 128V127H0ZM22 128H24V126H22ZM86 128H87V126H86ZM85 128V129H86ZM110 128L111 127H109L108 129L110 130ZM138 128V127H137ZM136 128V129H137ZM174 128V127H173ZM180 128V129H181ZM230 127H226V129H228V132L230 131V129H229ZM241 128H242V130H241ZM264 128V127H263ZM262 128V129H263ZM2 129H3V126H2ZM54 129H55V133H58L57 131V128L55 127V128H53V132H52V134H54ZM59 129V128H58ZM82 129V128H81ZM131 129V130H132ZM135 129V130H136ZM165 129V128H164ZM166 129H167V127H166ZM165 129V130H166ZM224 130H225V128H223ZM223 129H221L222 130V132H223ZM235 129V130H234ZM5 130H6V128H5ZM97 130H98V128H97ZM96 130V131H97ZM109 130H108V132H109ZM130 130V132H132ZM168 130H169V128H168ZM172 130V129H171ZM248 130L247 131H244V132H248ZM0 131H1V129H0ZM2 131H4V130H2ZM90 131V130H89ZM101 131V130H100ZM105 131V130H104ZM139 131V130H138ZM180 131H182V130H180ZM183 131H184V129H183ZM182 131V132H183ZM6 132V131H5ZM86 132V131H85ZM102 132V131H101ZM107 132V131H106ZM135 132L136 131H134L133 133H130V135H128V138H130V136L132 137V138H130V139H132V140H134L135 141V136L138 134L137 132V134H135ZM144 132V131H143ZM158 132V131H157ZM225 132H227V130L226 131H224V133ZM251 132H252V134H251ZM1 133V132H0ZM22 133V132H21ZM26 133V134H25ZM25 133H24V135H26V137L28 136L29 137V135H30V131L29 130H26L25 131ZM60 133V132H59ZM97 133V132H96ZM170 132H168V134H169ZM173 133H174V131H173ZM180 133V135H181V132H179ZM223 133V134H224ZM230 133V132H229ZM241 133H243V131L241 132ZM48 134V133H47ZM51 134V135H52ZM101 134V133H100ZM133 134H135V138L133 139ZM155 134H156V132H155ZM217 134V133H216ZM218 134L219 135H222L221 134V131H219L218 132ZM217 134V135H218ZM228 134V133H227ZM231 134V133H230ZM230 134H228V135H230ZM247 134V133H246ZM248 134H249V132H248ZM6 135V134H5ZM20 135H22V134H20ZM49 135V134H48ZM89 135V134H88ZM139 135V134H138ZM137 135V136H138ZM162 135V134H161ZM173 135V134H172ZM182 135H184V132L182 133ZM181 135V136H182ZM225 135H226V133L224 134V135H222V137L224 136L225 137ZM50 136V135H49ZM93 136V135H92ZM94 136H96L95 134H94ZM103 136H105L104 134H103ZM153 136H154V133H153ZM159 136V135H158ZM157 135H156V137H158ZM200 136H201V138H200ZM247 136V140L249 139V137ZM27 137V138H28ZM50 137H53L54 138V136H50ZM49 137V138H50ZM65 137V136H64ZM68 137V139L67 140H69L70 141V139H71V137H69V135L67 136ZM66 137V138H67ZM72 137H73V135H72ZM75 137L77 138V136H74V140H75ZM99 136H97L96 138H98ZM149 137V136H148ZM151 137V136H150ZM150 137H149V139L148 140H150ZM165 137H167V136H165ZM169 137V136H168ZM167 137V138H168ZM20 138V137H19ZM18 138V139H19ZM65 138V139H66ZM70 138V139H69ZM82 138V137H81ZM88 138V137H87ZM94 138V137H93ZM96 138H95V140H96ZM127 138V139H128ZM166 138V139H167ZM178 138H179V135H178ZM187 138H191L190 140H188ZM221 138V137H220ZM21 139V138H20ZM52 139V138H51ZM55 139V138H54ZM58 139H59V137H58ZM62 139V138H61ZM91 139V138H90ZM151 139H153V140H156L155 139V136H154V138H151ZM161 139V138H160ZM160 139L158 140V141H160ZM165 139V138H164ZM180 139V138H179ZM244 139H246V136H245V138ZM243 138H242V140H244ZM26 140V139H25ZM47 140V139H46ZM45 140V141H46ZM73 139H71V141H72ZM77 140V139H76ZM93 140V139H92ZM99 140V139H98ZM103 140V141H104ZM129 140V139H128ZM136 140H137V138H136ZM142 139H140V141H141ZM146 141V140H142L141 142H143V148H145V146H149V148H148V151L147 150H143V152H145V153H143V155H145L146 154V151H147V153H148V158H147V156H144V157H146L147 158V160H146V162L148 163V165H146V162H145V158L143 157V161L145 162H141L140 164L142 165V163H144V166L146 165V167H148L149 169H150V173H151V171H153V172H155V173H157L156 171H158L157 169H159L158 167H159V165H160V163H162L163 161H164V159L166 158H164V156H166V154L167 153H169L171 150H173L172 151V154L171 155H167V157L168 158H170V156H172L173 155V152L175 153V151H176V145H174V141H176L175 139H174V137H173V140H172V136H171V138H170V140H169V138H168V140H165V142H163L164 140L163 139H161V142H158V143H160V144H156L155 143V141H152L151 140V142L153 143L152 145H147V144H150V141ZM187 140H188V142H187ZM246 140V141H247ZM260 140H262V139H260ZM260 140H258V141H260ZM30 141V142H31ZM43 142L42 143H44L45 141L44 140H42ZM59 141V140H58ZM219 141H220V139H219ZM249 141H250V139H249ZM66 142H68V141H66ZM66 142L64 143V142H62V144L64 145V146H66ZM73 142V141H72ZM81 142V141H80ZM85 142V141H84ZM88 142V141H87ZM97 142V141H96ZM98 142H100V141H98ZM123 142V143H124ZM133 142V141H132ZM132 142L130 143V144H132ZM140 142V143H141ZM144 142H146V143H144ZM149 142V143H148ZM156 142H157V140H156ZM179 142V141H178ZM234 142H235V144H234ZM262 142H264L263 140H262ZM46 143V142H45ZM61 143V142H60ZM70 143V142H69ZM88 143H90V142H88ZM105 143V142H104ZM134 143H136V142H134ZM139 143V142H138ZM163 143V144H162ZM186 143H185V145H183V143H182V145H183V147L186 149V147H187V149L189 148V145L188 146H186ZM232 143V144H231ZM246 143V142H245ZM244 143V144H245ZM260 143H261V141H260ZM30 144V143H29ZM28 144V145H29ZM71 144V143H70ZM81 144H82V142H81ZM84 144V143H83ZM82 144V145H83ZM85 144H87V143H85ZM84 144V145H85ZM91 144H93V142L91 143ZM107 144V143H106ZM106 144H104V146L106 145ZM107 144V145H108ZM129 144V143H124V145H125V147L127 146V145ZM142 144V143H141ZM140 144V145H141ZM144 144H146V145H144ZM31 145H32V143H31ZM30 145V146H31ZM41 145H43V144H41ZM46 145H47V143H46ZM72 145V144H71ZM79 145V144H78ZM135 145V144H134ZM134 145H132V146H134ZM218 145H219V147H218ZM232 145H233V148H232ZM262 145V144H261ZM260 145V146H261ZM86 146V145H85ZM84 146V147H85ZM128 146H130L131 147V145H128ZM126 147V148H124V150H125V153H127V151L129 150L130 152H131V148H129V147ZM136 146V145H135ZM138 146V145H137ZM175 146V147H174ZM186 146V147H185ZM195 147L194 148H192V149H190L189 148V150H191L190 152H191V154L192 155H195V151L197 150L196 148H197V146L198 145H194ZM198 146V147H199ZM231 146V147H230ZM244 146H246V144L244 145ZM248 146V147H249ZM262 146H264V144L262 145ZM44 147V146H43ZM68 147H70V146H68ZM107 147V146H106ZM179 147H180V145H179ZM183 147H180V150H178V152H180L182 149L184 150V148ZM192 147V146H191ZM247 147V148H248ZM4 148V147H3ZM3 148H1V149H3ZM29 148V147H28ZM45 148H47V147H45ZM79 148V147H78ZM80 148H82V147H80ZM80 148L79 149H77V150H79L78 152H80ZM88 148V147H87ZM92 148V149H91ZM129 148V149H128ZM143 148H141V149H143ZM173 148H175V149H173ZM219 148V149H218ZM244 148H246V147H244ZM243 148V149H244ZM44 149V148H43ZM42 149V150H43ZM63 149V148H62ZM72 149H74V148H72ZM85 149V148H84ZM139 149V148H138ZM145 149H147V147L145 148ZM220 150L221 152L223 151L224 152V149L226 150V153L227 152H229V156L227 157V159L226 160H224V159H222L221 158V156H223V155H225V152H224V154L223 153H221L220 152V154H219V151L218 150ZM242 149V150H243ZM254 149V150H253ZM4 150V149H3ZM41 150V152H43ZM46 150V149H45ZM64 150H66V149H64ZM68 150V149H67ZM70 150H71V148H70ZM123 150V151H124ZM175 150V151H174ZM182 150V151H183ZM200 150V149H199ZM199 150H197V151H199ZM29 151V150H28ZM40 151V150H39ZM60 151H62L63 152V150H60ZM60 151H58V153L60 154ZM69 151V150H68ZM76 151V150H75ZM85 151V150H84ZM105 151H107V153H104ZM120 151V150H119ZM134 151V150H133ZM132 151V152H133ZM182 151H181V153H182ZM188 150H184L183 152H185L186 153V155L187 156H189L190 154H187L188 152H187ZM196 151V153H198V154H200L199 152H197ZM250 151V152H249ZM67 152V151H66ZM82 152V151H81ZM87 152V151H86ZM121 152H122V150H121ZM130 152H128V154L130 155ZM139 152H141V151H139ZM231 152V153H230ZM44 153H45V151H44ZM58 153H56L57 155H59ZM69 153V152H68ZM125 153H124V155H123V152H122V155L123 156H125ZM249 153H250V156L249 157H247V155H249ZM3 154V153H2ZM27 154V153H26ZM38 154H39V152H38ZM41 154V153H40ZM70 154V153H69ZM73 154V153H72ZM134 154V153H133ZM132 154V155H133ZM177 155L179 154V153H176ZM184 153H182V157L185 155H183ZM5 155V154H4ZM93 155V154H92ZM129 155H127L126 154V156H129ZM141 155H142V153H141ZM175 155V154H174ZM218 155L220 156V158H221V160H224V162H226L228 159V164L229 163H233L232 162V160H238V161H241V164L240 165H242V163H243V166H245V168L244 167H242L241 166V168H240V166L238 165V164H235L236 166H237V168L239 167L240 169H235V165H234V163H233V165L234 166H229V168H227V169H229V171L228 170H226V169H223V168H225V166H227V165H222V163H220L221 162V160H219L220 158L218 157ZM227 155H228V153H227ZM246 155V156H245ZM2 156V155H1ZM46 156V155H45ZM45 156H44V154L41 156V157H44L45 158ZM69 156V155H68ZM72 156V155H71ZM81 156H83V155H81ZM122 156V157H123ZM187 156H184V158H183V160H182V158H181V160L182 161H184V159H186L187 158ZM236 156H238V157H240V159L239 158H237ZM247 157V159L245 158V160L243 159L244 157ZM72 157H74L75 158V156H72ZM78 157H79V153H78ZM86 157H87V154H86ZM141 157V156H140ZM172 157H174V156H172ZM176 157V156H175ZM180 157H181V154H180ZM179 157V158H180ZM186 157V158H185ZM190 157V156H189ZM193 157H196V156H193ZM193 157H192V159H193ZM64 158V159H63ZM124 158H126L125 160H126V162H128L127 160L128 159H130V157L127 159V157H124ZM123 158V159H124ZM167 158V159H168ZM177 158V157H176ZM87 159V158H86ZM90 159H91V157H90ZM122 159V158H121ZM140 159L141 158H139V162H140ZM167 159H166V161H167ZM187 159H189V158H187ZM191 159V158H190ZM242 159H243V161H245V162H243L242 161ZM4 160V159H3ZM29 160V159H28ZM45 160V159H44ZM47 160V159H46ZM80 160V159H79ZM125 160H123V162L124 163H126L125 162ZM132 160V159H131ZM170 160V159H169ZM173 160H175V159H172V160H170L172 163H174L173 162ZM237 160L235 161L236 163H237ZM27 161V160H26ZM48 161V160H47ZM64 161H66V163L64 162ZM73 161V160H72ZM120 160H118V161H116L115 162V165H117V164H119L120 162H119ZM122 161V160H121ZM162 161V162H161ZM177 161H178V159H177ZM176 160H175V162H177ZM182 161H179L181 164L182 163H184V164H187V162H189V161H187L186 163L185 162H182ZM220 161V162H219ZM5 162V161H4ZM87 162V161H86ZM90 162L91 161H89L88 163L90 164ZM117 162H119V163H117ZM132 162V161H131ZM165 162V161H164ZM190 162V163H191ZM211 162V163H210ZM213 162V163H212ZM3 163V162H2ZM6 163V162H5ZM5 163H3V164H5ZM27 163V162H26ZM48 163V162H47ZM68 163H70V162H68ZM82 163H85V162H83L82 161ZM117 163V164H116ZM124 163H122V165H123V168L124 167H127L128 166V164L126 163V165L127 166H124ZM135 163V162H134ZM167 163V162H166ZM166 163H165V165H166ZM171 163V164H172ZM206 163V164H205ZM207 163H210L209 165H211V164H216L215 166H217V167H214V165H211L210 167H214L213 169H215L216 170V168H217V172H216V175H217V173H218V171H219V169L220 168H222L221 170V174H222V172L224 173L225 171H227L228 173L229 172H234V171H230L231 170V168L230 167H233L234 169H235V171H239V173L241 172V175L243 176H241L240 174H238L237 173V176H239L240 175V178L238 179L237 178V176L235 175V174H231L230 176H233L234 175V177H236L239 181H240V179H242L243 180V183H242V181H240V183H242V185H244V188L240 185V183H239V185L238 184H236L237 186H239V188L241 189V191H242V193L243 194H241V191L239 190V188L235 185V183H237V182H235L234 183V179H230L229 178V180L230 181H233V182H231V183H233L232 185H234L237 189H236V193H239L240 192V194L242 195V196H244L245 194H244V190H245V193H246V195L243 197L244 199H246V201H247V199H248V207L249 208H247V207H244L245 206V204H244V209H245V211H246V209H247V212H245L244 211V209H243V207L240 209V210H242V211H244L245 212V214L246 213H248V215H245V217H246V219L244 220V222H243V224L242 225H240L241 227L239 228V227H235L234 225H233V223H232V221L230 222V220H231V215H233V214H231L228 210V207H229V204H230V201L232 200V203L234 204V202L236 201V199H237V196H238V194H236V198H235V200H234V202H233V199L231 198V199H229L230 201L228 202V200H226L225 198H227V196L225 197V195H223L225 198H223L224 200H226L227 201V203L228 204H225L224 202V204L225 205H227L228 207H226L225 205H224V207H226L227 208V210H225V208H223L225 211H221L222 213H224L223 214V216L221 217V215L220 214H222V213H220L219 214V212H218V216H217V214H216V216L219 218L220 217V219L221 220H218L217 218H216V221L218 220V222H219V224H217L218 222H215L214 221V218H213V220L212 221H214L215 223H216V225H218V228L216 227V228H213V226H215V223L211 226V228L212 229H214V230H212V231H214V233L212 232V231H210V228H208L209 229V231H210V233H208L209 235L207 236V237H205L207 234H203L202 233V235H204V236H200V232H201V229L203 228V226L206 224V221L205 222H203V214L205 213V207L210 203H207L208 201L206 200V199H212V197H210V196H214V197H216V191L219 189V190H221V188H222V186H220L221 188H219V187H217L214 183H211L210 181V183L211 184H213V187L211 186V184H210V187H211V190H213V194H214V189L216 188L217 190L215 191V195H209V197L210 198H208V196H207V198H206V195H208V193H210L211 194V192L212 191H207V194L205 195L204 193H203V191H202V189H203V187L201 188V185L198 183V181L200 180V179H202L203 178V175H202V171H203V168H206V167H209V165L208 166H206L207 165ZM40 164V163H39ZM70 164H72V163H70ZM79 164H81V163H79ZM136 164V163H135ZM137 164H138V162H137ZM140 164H138V165H140ZM163 164V163H162ZM169 164V163H168ZM167 164V165H168ZM170 164V165H171ZM176 164V163H175ZM181 164H179V165H181ZM183 164V165H184ZM224 164V163H223ZM225 164H227V163H225ZM245 164V165H244ZM2 165V164H1ZM43 165V164H42ZM68 165V164H67ZM85 165V164H84ZM86 165H88V164H86ZM115 165H113L114 166V168L111 166V165H109L110 167H112V168H108L109 170L111 169H115L116 167L118 168V167H120L121 165L119 164L118 166H115ZM164 165V164H163ZM166 165V166H167ZM169 165V166H170ZM176 165H178V164H176ZM220 165H221V167H220ZM230 165H232V164H230ZM5 165H3V167H4ZM28 166V165H27ZM40 166V165H39ZM46 166V165H45ZM81 166V165H80ZM79 165H78V167H80ZM82 166H83V164H82ZM109 166H107V167H109ZM130 166H131V163H130ZM135 166V165H134ZM143 166V165H142ZM142 166H140V167H142ZM165 166V167H166ZM172 166V165H171ZM175 165H173V167H174ZM185 166V165H184ZM187 166V165H186ZM185 166V167H186ZM206 166V167H205ZM218 166H219V168H218ZM30 167V166H29ZM70 167H72V166H70ZM76 167V166H75ZM85 167V166H84ZM122 167V166H121ZM120 167V168H121ZM131 167H133V165L131 166ZM182 168H180V170L182 169L183 170V166H181ZM209 167V168H210ZM1 168L2 167H0V170H1ZM12 168V167H11ZM49 168H51V167H49ZM88 168V167H87ZM86 168V169H87ZM119 168V169H120ZM128 168H130L129 166H128ZM128 168H126V169H128ZM134 168V167H133ZM132 168V169H133ZM143 169L145 168V167H142ZM142 168H141V170H142ZM162 168H164V167H162ZM169 168V167H168ZM186 168H188V167H186ZM8 170H9V168H7ZM13 170H14V168H12ZM46 169V168H45ZM75 169H77V168H75ZM107 169V168H106ZM126 169H124V170H126ZM130 170L129 169V172L130 173H128L130 176L128 177V178H133V181L131 180V181H129L128 182V185H130L129 183L131 182V186L133 185V186H135L137 183H139V181H140V179H141V176L139 175V173L138 172H140V171H136V168H134L133 170ZM161 169V168H160ZM159 169V171H158V178H160L159 180H161V182H163L162 180H163V173H161V170ZM241 169H243V171L241 170ZM46 170H48V169H46ZM109 170H106L107 171V173H109L108 171ZM111 170H110V172H111ZM148 170V169H147ZM147 170H145V171H147ZM176 170V169H175ZM178 171H179V169H177ZM210 170L212 171V169L210 168ZM210 170L208 171V172H210ZM6 171V170H5ZM49 171H52V172H54L52 169L51 170H49ZM66 171V172H65ZM76 171V170H75ZM103 171V172H102ZM117 171V169L113 172L114 174H115V172ZM128 170H126V172H127ZM171 171V170H170ZM9 172H10V170H9ZM15 172V171H14ZM13 172V173H14ZM43 174H42V173ZM64 172L68 175V173L71 175V177H70V180H69V177H68V179L67 178H65L66 180H68V181H65L64 180ZM68 172V173H67ZM105 172V173H104ZM118 172V171H117ZM123 172V171H122ZM125 172V173H126ZM143 172V171H142ZM148 172V171H147ZM148 172V175H151V174H153V173H149ZM162 174V175H159L160 173ZM168 172V171H167ZM173 172H174V170H173ZM176 172V171H175ZM181 172V171H180ZM182 172H184V171H182ZM181 172V173H182ZM188 172V171H187ZM193 172H194V175H193ZM226 172V173H227ZM243 172V173H242ZM12 173V174H13ZM26 173V172H25ZM48 173V172H47ZM46 173V174H47ZM121 173V172H120ZM141 173V172H140ZM145 172H143V174H144ZM204 173V172H203ZM211 173H214V172H210V174ZM220 173V172H219ZM226 173H224V175H217V176H219V178H218V180H223V179H225L224 177L225 176H227L226 175ZM235 173V172H234ZM1 174V173H0ZM7 174V173H6ZM65 174V175H66ZM117 174V173H116ZM174 174V173H173ZM207 174V173H206ZM205 174V175H206ZM210 174H209V176H210ZM230 174V173H229ZM8 175V174H7ZM11 174H9V176H10ZM15 176H16V174H14ZM19 175V174H18ZM30 175V174H29ZM67 175H66V177H67ZM109 175V174H108ZM112 175V174H111ZM110 175V176H111ZM118 175H119V173H118ZM122 175H124V173L122 174ZM126 175V174H125ZM145 175V174H144ZM147 175V176H148ZM155 175V174H154ZM168 175V174H167ZM181 175V174H180ZM180 175H178V176H180ZM44 176V177H43ZM42 177L43 178H46L47 176L44 174ZM53 176V177H54ZM105 176H107V174L105 175ZM109 176V177H110ZM127 176V175H126ZM125 176V177H126ZM152 176V178H153V180L156 178V180H154V181H156V184H158L159 185V187H158V185H155V182L153 181V180H151V181H153L154 182V184H152V185H154V186H157L156 188L158 189V188H160V183L161 182H158L159 180H158V178L157 177H155L154 178V176L153 175H151ZM156 176H157V174H156ZM160 176H162V178L160 177ZM174 176V175H173ZM178 176H177V179H178ZM209 176H207L208 178H210ZM223 176V179L221 178V177ZM103 177V178H102ZM108 177V176H107ZM117 177V176H116ZM115 177V178H116ZM170 177H172V176H170ZM176 177V176H175ZM181 177L182 176H180L179 177V180H181V182H183L182 181V179H184V178H182L181 179ZM206 177V176H205ZM206 177V178H207ZM212 177V176H211ZM214 178H216V176H215V173H214V176H213ZM12 178V177H11ZM19 178H21V177H19ZM18 178V179H19ZM111 178V177H110ZM115 178H114V180H115ZM123 179H125L124 177H122ZM151 178V177H150ZM165 178V177H164ZM206 178H205V180H206ZM13 179V178H12ZM29 179V180H28ZM51 179H55L54 181H52ZM113 179V178H112ZM176 179V178H175ZM226 179H227V177H226ZM226 179H225V181H226ZM51 180V182L52 183H50V182H48V181H50ZM130 180V179H129ZM150 180V179H149ZM165 180V179H164ZM168 180V179H167ZM172 180V179H171ZM178 180V181H179ZM203 180H204V178H203ZM204 180V181H205ZM217 179H215V181L214 182H217L218 183V180L216 181ZM228 180V179H227ZM90 181L91 182H93V186L91 185V183H90ZM122 181V180H121ZM123 181H126V180H123ZM177 180H175V182L174 183H176V184H178L179 185V183H177L176 182ZM203 181V182H204ZM229 181V182H230ZM238 181V182H239ZM41 182H43V183H41ZM47 182L48 183H50V184H48L47 185ZM105 182H108V180H107V178H106V181ZM149 182V181H148ZM153 182H151V183H153ZM172 183H173V181H171ZM185 182V181H184ZM206 182V181H205ZM229 182H228V184H229ZM46 183V184H45ZM88 183H90V184H88ZM118 183H120L119 182V180H118ZM165 183V182H164ZM173 183V184H174ZM202 183V182H201ZM222 183H224L223 181L221 182V185H223L224 187H225V184L227 183V181H226V183L225 184H222ZM230 183V184H231ZM8 184V185H7ZM19 184V185H18ZM40 184H42L41 186H40ZM111 184V183H110ZM113 184V183H112ZM121 184V183H120ZM148 184H150V183H148ZM147 184V185H148ZM170 184V183H169ZM176 184H175V188H173L174 189V191L176 190V187H179V186H176ZM181 184H184V183H181ZM89 187H93V188H90V190H91V192H92V190L95 188V187H98L100 190H101V186H102V190L104 191V189H103V187H106V194H103L102 192V196H100V197H102L103 198V202L106 204H110V206L111 205H113L112 204V202L110 201L111 200V198H110V196H109V194H110V192H111V190L113 191L112 192V194L114 195L113 197H115V195L116 194H118L119 196V201H118V203H119V206H117V207H115L116 208V212L114 213V216H115V214L117 213V211H119L118 213H117V216L118 217H116V219L117 218H119V217H124L123 219H127L126 221H125V226H124V222H122L121 220H122V218L121 219H117L118 221H121V223L123 224H121L120 222V224L122 225L121 227H118L120 224H116L115 225V227L116 228H120L121 230V232L119 231V233H118V231H116V230H119V229H115L114 228V224L116 223V220L114 221V216H113V214H112V211H113V209L110 207V206H106V207H104V205H103V207L104 208H106V211H105V209H103L104 210V212H105V215H106V213H107V218H105L104 217V219L105 220H102L101 222L104 224V226H102V223H101V225H96L95 223L94 224H92L91 222L89 223V221L88 222H85V225H83V226H80V228H79V225L81 224V222H79L78 223V221H80V220H78L77 221V219H78V217H76L75 218V216H73L74 215V212H76L75 210H73L72 208H74L73 206H77V204L78 203H80L81 201H79V200H81V199H83L82 201H83V203H82V205L80 204V206H82V207H80V210H79V208H78V211H82V210H84L85 208L83 207V205H84V202H85V207H87V205L88 204H90V203H92L91 201H93L94 199H92V197L93 196H90L94 191H96L98 194H99V192H98V188H95V190H93V192L91 193L90 192V190H89V188H87L88 186ZM96 185H98V186H96ZM107 185H109V183L107 184ZM124 185L125 186H127L126 185V183H124ZM164 185V184H163ZM166 185V184H165ZM171 185L172 184H170L169 185V187H171ZM219 185V184H218ZM40 186V187H39ZM44 186H45V188H44ZM48 186V188H47V190H46V187ZM113 186V185H112ZM132 186V187H133ZM138 186V185H137ZM146 186V185H145ZM150 186V185H149ZM204 186V185H203ZM227 186V185H226ZM122 187V186H121ZM162 188H163V186H161ZM168 187V188H169ZM181 187H182V185H180V191H181ZM183 187H184V185H183ZM182 187V188H183ZM184 187V188H185ZM205 187V186H204ZM207 187V186H206ZM231 187V186H230ZM128 188H130V186L128 187ZM144 188V187H143ZM151 188H155V187H152L151 186ZM150 188V189H151ZM162 188H161V191H160V189H158L161 193H162ZM165 189V191L167 190V192H172L171 190H170V188L169 189ZM172 188V187H171ZM189 188V187H188ZM213 188V189H212ZM227 188H229V187H227ZM7 189H8V191H7ZM89 190V193H91V194H89L88 193V195L86 194L88 191L87 190ZM96 189H98V190H96ZM110 189V192L109 191H107V190H109ZM145 189H148V188H145ZM206 189V188H205ZM223 189V188H222ZM230 189V188H229ZM121 190V189H120ZM140 190V189H139ZM152 190H155V189H152ZM204 190V189H203ZM218 190V191H219ZM225 190V189H224ZM224 190H221V191H223V193H221V194H224ZM238 190V191H237ZM42 191H40V192H42ZM86 191V192H85ZM143 191V190H142ZM165 191H163L164 193H165ZM178 191H179V189H178ZM217 191V192H218ZM227 191H228V189L226 190V193H227ZM234 192H235V189L233 190ZM10 192H12L11 190L8 192L9 194H10ZM39 192V193H40ZM95 192V193H96ZM107 192H109V194L107 193ZM123 192V193H122ZM146 191H144V192H142V193H145ZM155 192V191H154ZM220 192V191H219ZM38 193V194H39ZM47 193V192H46ZM96 193V195L93 193L92 195H94V197L93 198H95L96 196L97 197H99V195ZM128 193H126L127 195H128ZM157 193H159V192H156L155 194H157ZM163 193V194H164ZM37 194V196H39ZM125 194V195H126ZM147 194V193H146ZM149 194V193H148ZM166 194V193H165ZM184 194V195H183ZM219 194V193H218ZM221 194L220 195H218V197L220 198V196H221ZM227 194H230V192H228ZM240 194H239V196H240ZM35 195V196H34ZM43 195H44V197H43ZM86 195L88 196V198H86ZM111 195V194H110ZM126 195V196H127ZM137 195V194H136ZM135 195V196H136ZM150 195V194H149ZM158 195H161V196H159V197H165L166 195H170V193H168V194H166L165 196L164 195H162V194H158ZM173 195V194H172ZM204 195H205V199H204ZM9 196V195H8ZM40 196H41V194H40ZM39 196V197H40ZM125 196V197H126ZM133 198V201H132V199H131V197ZM142 196V195H141ZM156 196V195H155ZM155 196H153V197H155ZM238 196V197H239ZM39 197L38 198H36L37 200L39 199ZM90 197V198H89ZM99 197V200L101 199L102 200V198H100ZM125 197H123V198H125ZM158 197V196H157ZM157 197H155V198H157ZM159 197H158V203L161 201V198L159 199ZM213 197V198H214ZM217 197V198H218ZM222 197V196H221ZM228 197H229V195H228ZM231 197H233V195H231ZM9 198V197H8ZM40 198V199H41ZM84 198H86V199H84ZM110 198V199H109ZM145 198V197H144ZM165 198H167V196L165 197ZM164 198V199H165ZM242 198V197H241ZM242 198V199H243ZM10 199V198H9ZM39 199V200H40ZM88 199V200H87ZM89 199L91 200L90 201V203L88 202L89 201ZM115 199V198H114ZM127 199V198H126ZM137 199V198H136ZM141 199H142V197H141ZM164 199H162V201L164 200ZM168 199V198H167ZM242 199H240V200H242ZM29 200L31 201V204H32V207H31V211L28 213L27 211H29L28 210V208L30 207L29 206V204H28V208H26V205H27V203H29ZM85 200H87V201H85ZM99 200H98V198H97V200H95V201H93V202H95V203H97V204H99V206L100 207H102L101 206V200H100V203H98L99 202ZM124 200V199H123ZM131 200V202H130V204H129V201ZM144 199H142V200H140V201H142V202H145V200L143 201ZM156 200V199H155ZM166 200V199H165ZM169 200V199H168ZM177 200L175 201V202H177ZM213 200V199H212ZM215 200H216V198H215ZM214 200V201H215ZM223 200V201H224ZM79 201V202H78ZM98 201V202H97ZM113 201V200H112ZM122 201V200H121ZM140 201H138V204L140 203ZM207 201V202H206ZM209 201H211V200H209ZM219 201H220V199H219ZM225 201V202H226ZM239 201V199L237 200V202ZM243 201V200H242ZM242 201H239L240 203L242 202ZM77 202V203H76ZM88 204H87V203ZM125 202H126V200H125ZM163 202H165V201H163ZM168 202V201H167ZM204 202H206V204L204 203ZM222 202V201H221ZM244 202V201H243ZM161 203V207H162V202H160ZM232 203L230 204V205H232ZM236 203V202H235ZM9 204H11V205H9ZM56 206V207H54V205ZM74 204H76V205H74ZM116 204H117V202H116ZM122 204H124L123 202H122ZM146 204V203H145ZM148 204V203H147ZM157 204V203H156ZM178 204H180V203H176V205L175 206H177ZM204 204H205V206H204ZM213 204V203H212ZM242 204V203H241ZM48 205H50V206H52L53 205V207H47ZM79 205V204H78ZM142 205H144V204H141L140 206H142ZM158 205V204H157ZM160 205V204H159ZM158 205V206H159ZM216 205V204H215ZM221 205V204H220ZM237 205H239L240 206V204H237ZM243 205V204H242ZM34 206H36L35 204H34ZM89 206H92V204L91 205H88V207ZM99 206L98 207H96V208H91L90 207V209H92V214L94 213H96L97 211H95V210H98V208H99ZM214 206V205H213ZM216 206H218V205H216ZM236 206V205H235ZM239 206H237V207H239ZM38 207H37V209H38ZM79 207V206H78ZM93 207H94V205H93ZM113 207V208H114ZM161 207H158V211H160L161 209ZM233 206H231V207H229L230 209L232 208ZM241 207V206H240ZM239 207V208H240ZM47 208H49V209H47ZM51 208H53V210L51 209ZM83 208V209H82ZM142 208V207H141ZM144 208V207H143ZM208 208V207H207ZM211 208H212V206H211ZM215 208V207H214ZM10 209V210H11ZM24 209H27V210H25V213H28V215L25 217V213H24V218L26 219V220H24V218H22V217H20V216H16V214L17 213H19V212H21V211H23L24 212ZM42 209V210H43ZM75 209H77L76 207H75ZM126 209H124V210H126ZM132 209H133V212H132ZM210 209V208H209ZM221 209V208H220ZM220 209H218L219 211H220ZM52 210V211H51ZM72 210H73V214H70V212H72ZM87 210H89V209H87ZM103 210H102V208H101V210L100 211H98V213H96L97 215H99L100 214V212H102L103 214H100V216H98V217H103V215H104V212H103ZM123 210V211H124ZM130 210V209H129ZM207 210V209H206ZM212 210H213V208H212ZM56 212H57V209L55 210ZM78 211H77V213H78ZM85 211V210H84ZM141 209H140V213H141ZM157 211V212H158ZM50 213V215H49V213ZM86 212V211H85ZM88 212V211H87ZM129 212H130V214H129ZM209 212V211H208ZM215 212V211H214ZM35 213H37L36 212V210H35ZM82 213H84V212H82ZM90 213V212H89ZM121 213V214H120ZM143 213L144 212H142L141 214L143 215ZM160 213V212H159ZM176 213H178V212H176ZM207 213V212H206ZM205 213V214H206ZM210 213H211V209H210ZM21 214L23 215V213L21 212ZM79 214H80V212H79ZM213 214H215V213H213ZM231 214V215H230ZM31 215V214H30ZM33 215H31V217H32V219H34V217L35 216H33ZM68 215V216H67ZM69 215L70 216H73L74 218L72 219V221H74V223H78L79 225L77 226L76 224L74 225V224H72L73 222H69L68 223V225H69V228H71V227H73V229H72V231L73 232H71V229L69 230V232L70 233H68L67 234V232L65 231V223H64V218L67 216V218H69ZM78 215V214H77ZM88 215V214H87ZM91 215V214H90ZM104 215V216H105ZM119 215H121V216H119ZM160 215L161 214H159V216H158V218L160 219ZM5 216H7V214L5 215ZM57 216V215H56ZM84 216V215H83ZM129 216V217H128ZM175 216V215H174ZM211 216V215H210ZM209 216V217H210ZM18 217H20V218H18ZM80 217H81V215H80ZM79 217V218H80ZM97 217V216H96ZM205 217V216H204ZM212 217V216H211ZM213 217H215V216H213ZM71 218L72 217H70V221H71ZM15 219H17V220H15ZM23 219V220H22ZM52 219V218H51ZM89 219H90V216H89ZM88 219V220H89ZM107 219V220H106ZM145 219V218H144ZM208 218L206 217V220H207ZM76 220V221H75ZM82 220V219H81ZM95 220V219H94ZM97 220V219H96ZM98 220H100V219H98ZM97 220V221H98ZM139 220V221H138ZM205 220V219H204ZM24 221V222H23ZM52 221V220H51ZM50 221V222H51ZM84 221H85V219H84ZM84 221H82V222H84ZM87 221V220H86ZM113 221H114V223H113ZM212 221H210V222H212ZM25 222V224H28V222L26 223ZM68 222V221H67ZM93 222H95V221H93ZM208 222V221H207ZM209 222V223H210ZM47 223H49V222H47ZM205 223V224H204ZM25 224H23V229H25ZM56 224V222H54V224H53V226H56L55 225ZM82 224H84V223H82ZM144 224H145V221H144ZM33 225V224H32ZM70 225H71V227H70ZM118 225V226H117ZM163 225V226H162ZM209 225V224H208ZM246 225H249V227H247ZM18 226V225H17ZM20 226V225H19ZM38 228H37V227ZM41 226V225H40ZM49 226V227H48ZM58 226V225H57ZM56 226V228L58 229V227ZM74 226H77V228H75ZM123 226H124V228H123ZM144 226V225H143ZM142 226V227H143ZM161 226V227H160ZM16 227V226H15ZM44 227H47V228H45L44 229ZM132 227H134V233H136L137 235H136V238L134 239L133 238V236L134 235H132ZM141 227V226H140ZM207 227V226H206ZM17 229H18V227H16ZM20 228V227H19ZM56 228H54V229H56ZM174 228V227H173ZM15 229V228H14ZM22 229V226H21V228H20V230ZM30 229V231H28ZM36 229H38V230H36ZM41 229V228H40ZM75 229H77V230H75ZM124 229V231H125V233L124 232H122V230ZM139 230V234H140V236H141V238H142V240H144V241H141V238L138 236V230ZM206 229V228H205ZM217 229V230H216ZM16 230V229H15ZM15 230H13L14 232H11V233H15L16 231ZM19 229L17 230V231H20ZM42 230H40V231H42ZM52 230V231H51ZM75 230V231H74ZM22 231V230H21ZM23 231H25L26 232V230H23ZM22 231V232H23ZM32 231H33V229H32ZM47 231H48V229H47ZM54 231H56L55 233H54ZM146 231V230H145ZM4 232V233H3ZM144 232V233H143ZM18 232H16V234H17ZM21 232H19L18 234H20ZM33 234V235H36V234ZM72 233V234H71ZM118 233V234H117ZM120 233H123V234H120ZM16 234H14V236H18V234L16 235ZM22 234V236H24L25 237V233H21ZM20 234V235H21ZM25 234V235H24ZM40 234H43V232L41 233L40 232ZM51 234H54L53 236L51 235ZM142 234V235H141ZM231 235V238L230 239H227L226 237L228 236V235ZM11 235V234H10ZM19 235V236H20ZM44 235V234H43ZM51 235V236H50ZM22 236L20 237V239L19 240H21V239H23V241L25 240V242H26V239L25 238H22ZM27 236V235H26ZM28 236H27V238H28ZM145 236H148V235H146L145 234ZM154 236H152V239L154 238ZM10 237V240L8 239V243L11 241V236H9ZM30 237H31V239H30ZM150 237V236H149ZM149 237H148V239H149ZM203 237V238H202ZM15 238V237H14ZM132 238H133V240H132ZM206 238V239H205ZM16 239H18V237L16 238ZM56 239V240H57ZM87 241H86V240ZM151 239V238H150ZM157 239V240H156ZM208 239V240H207ZM14 240V239H13ZM19 240H17L16 241V243L19 241ZM56 240L54 241V243H53V240H52V243H53V245H51V246H53L54 247V244H56L55 242H56ZM82 240H84L87 244H88V242L89 241H94V243H97V244H95L94 245V243L92 244V245H83L82 243H80L79 241H82ZM106 240H109V243H107V241ZM203 240H204V242H203ZM103 241H105L107 244H108V246L107 247H105L107 244L104 242L103 243ZM149 241V240H148ZM12 242V241H11ZM15 242V241H14ZM39 242V243H40ZM47 242V243H46ZM58 242H57V244H58ZM83 242V241H82ZM84 242V243H85ZM130 243L128 246H130L129 247V249H127L128 248V246L126 245V243ZM133 242V243H132ZM20 243H21V241H20ZM19 242L16 244L17 246H19L21 249L23 248L22 247V245H19L20 244ZM27 243H29V241H27L26 242V246H28L26 249H25V251H21V249H20V254H22V252H23V254H27V255H29L28 253H30L29 252V250H31V248H32V253H30V254H32V255H30V256H34V254H35V256H36V253L37 252H35V250H33V247H34V249H37L38 250V248H39V246H41V243H40V245L39 246H37L38 248H35V246H33V244H32V246L33 247H31L30 249H29V247H30V245L29 244H27ZM146 243V242H145ZM159 245H157V244ZM199 243V244H198ZM203 243V244H202ZM9 244H11V243H9ZM8 244V245H9ZM103 244V245H105V246H102L103 248L101 249L100 247H101V245ZM147 244V243H146ZM198 244V245H197ZM200 244H202V246L200 245ZM208 244H210L209 246H208ZM3 245V246H2ZM7 245V244H6ZM7 245V246H8ZM36 245H38V244H36ZM47 245H45L44 246V251L43 250H40L41 252L43 251V255H44V253H45V251H49L48 249L50 248V249H52L51 247H49L48 249H45V248H47L46 246ZM98 245V246H97ZM125 245H126V247H125ZM137 245V244H136ZM148 245V244H147ZM16 246V248H19V247H17ZM196 246H198V247H200L199 249L198 248H196ZM5 247V246H4ZM98 247V248H97ZM123 247L124 248H126L127 249V251L125 252V250L126 249H123ZM144 247H145V249H144ZM212 247V246H211ZM7 249H8V247H6ZM5 248V249H6ZM11 248V247H10ZM97 248V249H96ZM141 248H143L144 250L142 251L141 250ZM153 248V247H152ZM4 249V248H3ZM42 249H43V247H42ZM105 249L103 250V251H105ZM140 250H141V252H140V250H138L142 255H145L144 253V251H147V247L146 246H142V247H140L139 248ZM149 250L151 249V248H148ZM17 250H19V249H17ZM24 250V249H23ZM53 250H54V248H53ZM53 250H52V252H53ZM121 250H122V252H121ZM2 251V250H1ZM5 251H7V250H5ZM39 251V250H38ZM98 251V252H97ZM125 253H124V252ZM151 251V250H150ZM149 251V252H150ZM208 251V250H207ZM206 251V252H207ZM10 252V251H9ZM34 252V253H33ZM40 252V253H41ZM130 251H128L127 253L128 254H126V255H124V257L125 256H127V255H131V254H129V253H131ZM4 253V252H3ZM7 253V252H6ZM13 253V252H12ZM135 253H137L136 255H134L133 256V254L131 255V256H133V258H136V260L138 259V257H140V256H142V255H138L139 253L138 252H136L135 251ZM216 253V254H217ZM20 254H16L17 255V257H18V255H20ZM50 254V253H49ZM48 254V256H50ZM104 254V253H103ZM112 254H115L116 256H118V257H116L115 255H112ZM148 254V253H147ZM146 254V255H147ZM191 254H192V257H191ZM197 254V255H196ZM2 255V254H1ZM5 255V254H4ZM4 255H2V256H4ZM8 255H9V253H8ZM16 255H14L15 257L14 258H16ZM42 255V256H43ZM46 255V254H45ZM84 255V256H83ZM86 255V256H85ZM157 255H159L158 257H160L161 256V254H157ZM7 256V255H6ZM30 256H27V257H24V258H28V257H30ZM35 256H34V258H35ZM37 256H38V253H37ZM47 256V259L49 258ZM53 256H51V257H53ZM99 256H100V254H99ZM99 256H98V258H99ZM113 256H115V258H113ZM121 256H123V255H121ZM120 256V257H121ZM5 257V256H4ZM12 257H13V255H12ZM12 257L10 258V257H8V260L9 259H11L12 260ZM20 257V256H19ZM44 257V256H43ZM50 257V258H51ZM83 257V258H82ZM86 257V258H85ZM91 257L93 258V259H91ZM104 257H105V255H104ZM103 257V258H104ZM108 257V256H107ZM144 257V256H143ZM146 257V256H145ZM144 257V258H145ZM162 257V256H161ZM207 257V256H206ZM207 257V258H208ZM22 258V257H21ZM21 258H19L20 259V261H21ZM23 258V259H24ZM31 258V257H30ZM50 258L48 259V261L50 260ZM98 258L96 259V260H98ZM199 258V257H198ZM206 258V259H207ZM226 258V259H225ZM7 259V258H6ZM5 259V260H6ZM17 259V261L19 262V259L18 258H16ZM15 259V260H16ZM44 259H46V258H43V260ZM88 259V261L90 262V260ZM139 259H143V258H139ZM138 259V260H139ZM160 259V258H159ZM162 259V258H161ZM160 259V260H161ZM214 259V260H213ZM220 259V260H219ZM222 259H224L223 260V262L221 263V261H222ZM1 260V259H0ZM8 260H6V261H8ZM25 260H27V259H24V262H27V261H25ZM41 260V259H40ZM99 260H100V258H99ZM98 260V261H99ZM103 259H101V261H102ZM120 258H119V262H120ZM125 260V259H124ZM134 260V259H133ZM145 260V259H144ZM199 260H200V258H199ZM204 260V261H203ZM5 261V262H6ZM31 261V260H30ZM33 261V260H32ZM38 261H39V259H38ZM44 261H47V260H44ZM112 261H110L109 260V262L108 263H110L111 264V262ZM115 261V262H116ZM135 261V260H134ZM140 261H142V260H140ZM1 262V261H0ZM11 262V261H10ZM29 262V261H28ZM40 262H42V261H40ZM39 262V263H40ZM88 262V263H89ZM94 262V261H93ZM105 262H106V260H105ZM122 262H123V260H122ZM122 262H120V263H122ZM125 262V261H124ZM128 262V261H127ZM161 262V261H160ZM163 262V261H162ZM2 263V262H1ZM4 263V262H3ZM12 263H13V261H12ZM38 263V264H39ZM46 264L48 263V262H45ZM87 263V264H88ZM92 263V261L89 263V264H91ZM108 263H105V264H108ZM117 263H118V261H117ZM119 263V264H120ZM129 263V262H128ZM130 263H131V261H130ZM205 262H204V264H206ZM207 263V264H208ZM5 264V263H4ZM11 264V263H10ZM16 264V263H15ZM21 264H23V263H21ZM25 264V263H24ZM31 264V263H30ZM32 264H34V262L32 263ZM41 264V263H40ZM44 264V263H43ZM101 264H102V262H101ZM103 264H104V262H103ZM113 264V263H112ZM116 264V263H115ZM132 264V263H131ZM163 264V263H162ZM196 264H198V263H196ZM202 264V263H201Z\"/></svg>",
  "mask_w": 264,
  "mask_h": 264
},
{
  "label": "rangeland",
  "instance_id": "rangeland-1",
  "mask_svg": "<svg viewBox=\"0 0 264 264\" xmlns=\"http://www.w3.org/2000/svg\"><path fill=\"white\" fill-rule=\"evenodd\" d=\"M18 2V3H16V2ZM61 1V0H60ZM60 1L59 0H55V1H53V0H10V1H6V0H0V20L2 21V19L5 17V16H8V19H9V21H8V23L7 24H5V25H3L2 24V22H0V129H1V133H0V167H2L1 168V170H0V175H2L3 174V176H6L7 178H9V179H11V180H13V181H10L11 183H9V181H7L8 182V186H6L8 189L9 188H11L10 190L12 191V192H10V194L8 193L9 191H8V189H7V193H6V198H7V200L10 202L11 201V197H12V195L13 194H11V193H16V191H17V183H19V182H21L22 184H24V183H26L27 181L25 180V176H26V179L27 178H29V177H31V175H32V159H33V156H32V154H30V151H31V149L33 148V142L31 141L32 140V137H33V134L35 133V126H34V124H33V122L35 121V119H37V118H39V114H40V112L44 109H42L41 107L42 106H46V103L44 102V97H45V95L47 96L46 97V101L47 100H49V99H47L48 98V96H49V94H50V96H49V98H52V96H53V100L55 101L56 99L54 98L57 94V92H56V90H58V82L56 81V78H55V74H54V77H53V75H52V73L51 72H49V69L50 68H52L56 63L57 64H59V63H61L59 60H63V59H65L66 57H70L71 56V51H69V53H68V48H70V46H68V44H67V42L65 43V42H63V40L66 38L65 36V38H63V34L62 33H64V31H61V29H63V28H61L62 26L61 25H59V23H58V21H57V19H56V13L53 11V10H57V8L58 7H60L59 6V3H60ZM63 1V0H62ZM62 1H61V3H62ZM65 1V0H64ZM63 1V2H64ZM77 1V5H78V1H80V0H75V2ZM82 1H84V0H82ZM86 1V0H85ZM109 1H112V4H115L114 2H115V0H114V2H113V0H109ZM109 1H108V3H109ZM119 2V4L121 5H119V4H116V5H113L114 6V9H113V11L115 10V8H116V11H114V12H116V13H114V15H113V11H111V13H110V15H113V19H115L114 17H116V19H117V21L119 20V18H120V21L121 22H117V21H115V20H113V21H115L116 23H115V26L118 24V23H120V25H118V26H116L115 28L117 29V27L118 28H120V26L122 25V23H123V26L121 27V28H123V31L124 32H121L122 31V29H121V31L119 32V33H122V34H125L126 32L127 33H129L128 35L130 36L131 34H130V32L132 31L131 29H133V33L132 34H134L135 32H136V28H132V26L134 25L132 22H134L136 19L137 20H139V19H141V16L140 15H138L137 13H139L138 11V9H140V8H137V7H141L140 5H137V6H135L136 4H141L140 2H142V1H140V0H135V2L136 3H133L134 1H132V0H116V3H118ZM123 1V2H122ZM129 1H132V2H129ZM140 1V2H139ZM193 1H195V3H194V5H195V9L197 10V9H199V10H197L198 11V14H199V12H200V16H199V18L201 17V19H200V25L201 26H199V27H201V29H202V27H203V29L202 30H204V31H202L200 28L198 29V26H196V27H194L195 28V30H196V34H197V37H196V34L193 36V38H194V40H196V38L199 40V38L201 39V37L203 38V39H201V41L202 40H205V39H207L206 37H205V35H203V32H204V34H206V36L207 37H209L207 40H205L206 41V43H205V46H207V47H204L206 50H207V52H205L206 50H204L203 49V47L202 46H204L203 45V42H202V44L198 41V40H196V43H197V41H198V44L199 45H202L201 46V48L204 50V52L208 55H210L211 54V58H208V56H207V58H205V57H203L204 55H203V53H200V52H198L199 50L201 51L202 49H200V46H199V48H198V46H197V48H196V53L197 54H195V55H197L198 57H200V56H202L200 59L199 58H197L198 60H197V64H199V63H201L202 62V60L205 58V59H209V60H205L204 59V61L205 62H207L206 64V66H205V63L203 64V63H201L202 64V66H204V67H206V68H204V67H202L201 66V64L200 65H197V69L198 70H200V68L202 67V72H200L199 74L201 75V77H205V76H212V74H214L213 72L214 71H216V70H214V68H215V66H218V63L220 64V62L219 61H221L222 59H224V58H230V54H232V55H236V56H238V57H240V63H241V65H243V69L242 70H244V71H242V73H244V74H247L246 72H247V70H246V68L248 67V66H246V65H248L249 64V68H251V67H255L256 68V66H260V65H258V59H260L262 56H263V58H264V55H262V56H254V59H253V62L250 60L253 56V54L255 55V53H253L254 52V48H256V45H255V37H256V29H258V23H257V21H255L254 19H255V17L253 16V11L255 10H252L254 7H257V1L258 0H255V2L253 3V1L254 0H248V2L246 1L245 2V0H239L238 2L236 1V7H237V4H238V7L237 8H235L236 10H235V14L236 15H238V13L240 14L243 10L245 11V10H247V11H250V9H251V6H252V4H253V8L251 9V14L250 13H248V16H249V14L250 15H252V17H254V19H252V18H250V16H249V18L246 16L247 14H246V12H245V14H243L244 13V11H243V13H241V14H243V16H240V21H241V19L243 20V22L241 21H239V20H236V16L233 18V19H235L236 20V22L235 21H233L232 23H230V25H232L233 23H234V26L236 27V29H238V32L241 30V32H237V30L235 29V27H234V29H232L233 27H231L230 26V28H231V31L232 30H236V33H238V34H236L235 32H234V34L238 37L239 35L241 36H239V40L237 41V37L235 38L236 39V41H234V43H233V40L232 41H229V40H227L224 36L222 37L221 35H223V34H221L220 32H217V31H219V29H217V27H216V25H215V23L214 24H212V22H214V20H212L213 18H216V16H215V9H212V11H215V12H212L211 11V9H209V8H211V7H209L210 5L211 6H213V4H211V3H213V1L211 2V0L210 1H206V2H210V5L208 6L209 8H207L208 10H210L212 13H210L209 14V12L210 11H208L207 9H205V6L203 7V6H201V5H204V1L203 2H201V0H193ZM5 2V3H4ZM21 2V3H20ZM54 2H55V5H54ZM59 2V3H58ZM74 2V1H73ZM74 2V3H75ZM86 2H88V1H86ZM105 2H106V4H107V0H105ZM196 2H199L198 3V5H197V3ZM244 2V3H243ZM9 3V4H8ZM80 3H83V2H79V4ZM111 3V2H110ZM130 5H129V4ZM132 3L133 4H135V5H132ZM143 3V2H142ZM243 3V4H242ZM246 3H247V5H246ZM252 3V4H251ZM10 4H15V5H13V6H15V7H12ZM63 4V3H62ZM245 4V5H244ZM250 4V6H248ZM16 5H18V7L16 6ZM49 7H48V6ZM54 5V6H53ZM81 5V8H83L82 6H84V5H87L86 3H84V5L83 4H80ZM80 5H78V6H80ZM110 5V4H109ZM132 5V6H131ZM143 5H144V3H143ZM142 5V7H141V9H140V11L141 10H143V9H145V6H143ZM208 5V4H207ZM256 5V6H255ZM52 6V7H51ZM56 6V7H55ZM112 6V5H111ZM116 6V7H115ZM126 6V7H125ZM133 6H135V10H134V13L136 12V14L138 15V16H136L135 18L133 17V15L134 14H132L133 12H131V14L130 13H128V12H130V11H133L131 8H133ZM197 6H201L202 7V10H203V8H204V13L203 12H201L202 10H200L201 9V7L200 8H197ZM247 6V7H246ZM44 7V8H43ZM121 7V8H120ZM249 8V9H243V8ZM16 8V9H15ZM79 8V7H78ZM113 7H111V9H112ZM118 8V9H117ZM128 8V9H127ZM44 11H43V10ZM46 9H47V11H46ZM59 9V8H58ZM124 10V11H123ZM53 11V12H52ZM58 11V10H57ZM126 11V12H125ZM205 11H208V15L209 16H211L210 18H207L206 19V17L205 16H207V17H209L208 15H207V12H205ZM44 12V13H43ZM123 12V13H122ZM143 12V11H142ZM51 13H54L53 15L51 14ZM121 14V15H119V14ZM144 13V12H143ZM45 16H43V15ZM48 14V15H47ZM52 15V17H51V15ZM128 14H129V16L130 15H132V17H130L129 18V16H128ZM139 14H141V13H139ZM212 14H214V15H212ZM234 14V15H235ZM115 15H118V16H115ZM124 17H123V16ZM204 16L203 18H202V16ZM121 16V17H120ZM139 16H140V18H139ZM142 16H143V14H142ZM1 17H3V18H1ZM47 17V18H46ZM112 17V16H111ZM122 17L123 18H125V19H122ZM144 17V16H143ZM242 17V18H241ZM246 17V19H244ZM54 20H53V19ZM109 18H110V16H109ZM129 18V19H128ZM131 18H133V19H135V20H130ZM212 18V19H211ZM46 19H49V20H46ZM128 19V20H127ZM145 18H142L141 20H144ZM203 19V20H202ZM204 19H206L205 21H204ZM251 19V20H250ZM123 20H127L128 22H130V23H127V21H123ZM130 20V21H129ZM210 22L211 20V27L214 25L215 26V28H214V26H213V28L216 30V31H214V29H211V30H213V31H209L210 30V26H209V22ZM216 20V19H215ZM55 21V22H54ZM207 21V22H206ZM202 22H203V24H202ZM204 22L206 23V24H204ZM215 22H217V21H215ZM238 22V23H237ZM53 23V24H52ZM208 23V24H207ZM235 23H237V24H239V26L237 25V24H235ZM256 23V24H255ZM127 24V25H126ZM264 24V23H263ZM53 25H54V29L52 28L53 27ZM56 25V26H55ZM132 25V26H131ZM137 25V22H136V24L133 26V27H135ZM203 25V26H202ZM208 25V26H207ZM240 28H237V26ZM256 25H257V27H256ZM61 26V27H60ZM125 26H126V29H124L125 28ZM138 26V25H137ZM195 26V25H194ZM209 28H207V27ZM254 26L256 27V29H255V31L256 32H254L255 34H253V38L251 37V39H248V38H250V35H252V33H251V31L252 30H254L253 28H254ZM60 27V28H59ZM114 27V26H113ZM139 27H140V25L138 26V28H137V30L139 29ZM245 29H244V28ZM51 29V30H50ZM54 31H53V30ZM55 29H57V30H55ZM115 29V31H114V33L116 34L120 29H118V31ZM135 29V30H134ZM207 29H208V31L210 32H208V33H206L207 32ZM244 29V30H243ZM247 29V30H246ZM37 30H38V33H37ZM206 30V31H205ZM242 30H243V32H242ZM248 30H249V33H248ZM52 31V32H51ZM57 31H58V34H57ZM128 31H130V32H128ZM40 32V33H39ZM54 32V33H53ZM213 32V33H212ZM222 32V31H221ZM244 32H245V34H247V35H244ZM56 33V36L55 35H53L52 36V34H55ZM61 33V34H60ZM119 33H117L118 35H120L121 37H123L121 34H119ZM219 33V36H221L222 38H224V39H222V38H220V40H224V41H220L219 40V38H218V40H219V42H217L218 40L216 39V37H218L217 36V34ZM242 35H241V34ZM251 33V34H250ZM50 34V35H49ZM65 34V33H64ZM201 34V35H200ZM208 34V35H207ZM221 34V35H220ZM250 34V35H249ZM127 35V34H126ZM124 36L122 39H123V41H125V37H126V40L128 39L129 40V38L131 39L132 37H129V38H127V36ZM203 35V36H202ZM243 35H244V37H243ZM48 36V37H47ZM50 36V37H49ZM52 36V37H51ZM119 36V37H120ZM212 36V37H211ZM61 38V43L59 42V40H60V38ZM117 37V36H116ZM247 37V38H246ZM50 38V39H49ZM51 38H53V39H51ZM118 38V37H117ZM205 38V39H204ZM240 38H241V41H240ZM63 39V40H62ZM121 38H119V40H120ZM217 40L216 42H215V40ZM234 39V40H235ZM245 39H247V40H245ZM255 41H254V40ZM38 42V43H36V41ZM252 40V41H251ZM33 41H35V42H33ZM49 41V42H48ZM51 41H53V42H51ZM66 41V40H65ZM208 41V42H207ZM227 41H229L230 42V44L231 45H229V43L228 44H226L225 42H227ZM242 41H244V42H242ZM54 42H56L55 44H52V43H54ZM59 42V43H58ZM211 42V43H210ZM220 42L222 43V44H224V45H226L227 47L225 48V50L226 49H228V45L229 46H232L231 48H229L228 49V52H230L229 53V56H228V52H227V54H226V52H225V50H224V48L223 49H221L222 51H224L223 53L224 54H226V57L224 56V57H219V56H217L218 55V53H220V52H216L217 51V48L215 49V47H216V44L217 45H221L220 44ZM252 42H253V44H254V46H253V44H252ZM51 44V46H50V44ZM63 43H65V45L63 44ZM154 43V42H153ZM156 43V42H155ZM195 43V44H196ZM219 43V44H218ZM232 43H233V45H232ZM235 43H238V44H235ZM247 43V44H246ZM38 44V45H37ZM49 44V45H48ZM59 45V44H61V46L63 45V49H62V47L60 48V53H59V48H58V50H56L57 49V47L54 49L52 46H54V45ZM67 44V45H66ZM211 44V45H210ZM249 44V45H248ZM32 45H35V46H33L32 47ZM39 45H40V47H41V50H39ZM156 45V44H155ZM158 45L159 44H157V46H156V48L158 47ZM197 45V44H196ZM215 45V46H214ZM251 45L253 46L252 48H251ZM37 46V47H36ZM50 46V47H49ZM65 46V47H64ZM68 48H67V47ZM148 46H150V45H148ZM147 46V51L146 52H148V50L150 51V52H148V54L149 53H151L152 55L153 54H155L156 55V53L158 54L157 56H154V57H152V55L151 54H149V55H147L146 54V52H145V50L146 49H144V52L143 53H145V55H147V56H144V57H146V59L142 56V54L143 53H141L139 56H140V60H139V56H138V62L136 61V65L138 66V64H139V68L138 67H136L137 69H138V71H141V72H137V69L134 67V69L135 70H133V67H132V71H136V74L134 75V73H131V71H130V74H128L127 76L128 77H126V78H128L129 79V81H130V83H129V81H128V83L129 84H132L133 85V88H135V90L132 88V87H130V85L128 84V86H129V88H132L135 92L137 91H139V89L138 88H140V91L138 92V95H137V93H135V94H133V90L132 89H129L128 87V89H129V91L130 90H132V91H130V93L132 92V95H134V97L135 98H133V96H131V94L129 95V92H127V95L125 96V95H123L124 96V101H123V106L126 108V106H127V104L128 103H126L127 102V98L126 97H128L129 98V96L130 97H132L131 99H137L136 97H138L140 94L142 95H144V88H146L147 87V89H148V87L150 86V89H148V90H150V91H152V93L155 95H153L150 91H148V92H145V94H146V96H148V94H150L151 93V96L154 98H152L151 97V100H152V102H151V100H150V95H149V102H151L150 104H149V102L147 103V102H145V97L143 98V100L142 101H144V103H145V105L143 104V102H142V104L143 105H140V109L139 110H136V108L134 107V104H135V102L133 103L132 102V100L131 99H128V101H130L129 102V104L130 103H133V104H130V105H132L133 106V109H127V110H129V114H128V120H127V123H129L128 124V126H127V128H126V130L124 131V132H122L121 133V139H123V138H125L124 136H126V135H123V134H125V132L126 133H128V131H127V129H128V127L130 128V130L134 127V129H132L131 131L132 132H130V130H129V134H127V138H128V135H130V133H133L134 131H136L135 132V134H137L136 136H135V134H133V139L136 137L137 138V140H136V138H135V141L134 140H132V139H130V138H132L131 136H130V138H125L126 140H125V142L126 143H129L128 145H131V147L130 146H128L127 144V146L129 147V148H131V152L128 150L127 151V153H125V150H124V148H126L125 147V145H124V140L122 141V144L121 145H123V146H120V148L118 149V151H117V159L115 160V162L116 161H118V160H120L119 162H117V163H119L121 166V168L120 167H116L115 169H110L111 170V172H110V170L108 169V168H114V166L113 165H115V162L114 163H112V164H109V165H111L112 167H110L108 164H106L105 165V167H104V171L106 172H104L105 174H103V173H101L102 175L101 176H103V177H105L104 179H101V177H100V181H98V185H101L102 184V182L104 181V183H106V185L105 184H102V186H108L107 188H112V187H115V184H116V186H117V188H114V189H118V187L121 189H118L117 190V192L119 191V193L121 192V191H123L122 190V188L124 189V191L123 192H125V194L126 193H128L129 192V189L131 190L132 189V191L134 190V192H135V189L137 190L136 191V193H135V195L133 194V195H131L132 194V191L130 192V193H128V195L126 196L125 194L123 195H121L120 196V201H119V195L121 194H116L115 195V197H113L114 195L113 194H115V193H117L116 192V190H114L113 188H112V190H114V192L111 190V192H110V189L109 190H107V191H109L110 192V194H109V192H107L108 194H109V196H110V198H111V202H112V204L113 205H111L110 206V204H105L104 202H103V194H106L105 192H106V187H103V189H104V191L102 190V186H101V190L99 189L100 187L98 186V185H96V186H98V187H95V188H98V189H96V190H98V192H99V194L96 192V191H94L93 192V190H95V188L92 190V192L96 195V193L99 195V197L100 196H102V197H100V198H102V200H101V206L102 207H100L99 206V204H97V203H95V202H93V201H95V200H97V198H98V200H99V197H95V198H93L94 197V195H92L93 193L91 192V190H90V188H93L94 186L92 185L93 184V182H91L90 181V183H91V185L93 186V187H89L88 185V187L87 188H89V190H90V192L92 193H89V190H87L88 192L86 193L87 195H88V193L89 194H91L90 196H93L92 197V199H94L93 201H91L90 199H89V203H90V201L92 202V203H90V204H88L87 202V204L88 205H91L92 204V206H89L88 207V205H87V207H85L84 205H85V202H84V205H83V207L85 208L84 210L86 211H84V210H82V211H78V208H79V210H80V207H82V206H80V204L82 205V203H83V199H81V200H79V201H81L80 203H78L77 204V206H73L74 208H72L73 210H77L78 211V213H77V211L76 212H74V215L73 216H75V218L76 217H80V215H81V217L79 218L78 217V219H77V221L78 220H80V221H78V223L79 222H81V224L79 225L77 222V224L76 223H74V221H72V219L74 218L73 216H70L69 215V218H67V216L64 218V223H65V231L67 232V234L68 233H70L69 232V230L71 229V232H73L72 231V229H73V227H71V225H70V227L71 228H69V225H68V223L69 222H73L72 224H76L77 226L79 225V228H80V226H83V225H85V222H88L89 221V223L91 222L92 224H96V225H101V223L103 222L102 220H105L104 219V217L105 218H107V213H106V215H105V212H104V210L103 209H105V211H106V208H104V207H106L107 205L108 206H110L112 209H113V211H112V214H113V216H114V213L116 212L115 210H116V208L115 207H117V206H119V203H118V201L120 202V204L122 205V206H124L125 208H123L122 209V207L120 206V207H117V208H119V210H120V208H121V210L120 211H122V214L124 213V214H127L128 215V213L126 212L127 211V209H128V211H131V207H129L130 205H128V198H129V194L133 197V198H135V200H137V205H136V207H138V205H139V207L137 208V210L140 208L142 211H141V213L142 212H144L143 213V215L140 213V209L138 210V214H140L139 215V219L140 218H143L144 217V215H145V219L143 218V224H141L142 223V221H139L140 222V225H139V228L138 229H140V232H141V228H142V230L145 232V234L146 235H148V236H145V234H141L142 235V237L144 236V237H146V239H147V241H144V240H142V238H141V236H140V232H139V230L137 231L138 232V236L141 238V241H144L143 242V244H142V242L140 243V245H138V243H136V233H134V227H132L133 229H132V235H134L133 236V238L135 239V243H133L132 244V250H134V249H136V250H134V254H133V251L131 252V250L129 249V247L130 246H128L130 243H126V245L128 246V248L126 247V245H125V247L127 248V249H129L128 251H130L131 253H129V254H133V256L134 255H136L137 253H135V251L136 252H138L139 254L138 255H142L141 253V250L143 251L144 249H145V247H144V249L143 248H141V250L139 249L140 247H142V246H146L147 247V251H144L145 253V255H142V256H140L141 258H143V259H139L140 257H138V259L136 260V258H133V256H131V255H127V256H125L124 257V255H126V254H128L127 252V249L126 248H124L123 247V249H126L125 250V254H121L120 253V255H119V257L118 256H116L115 254H112V255H115L116 257H118V263H117V261H116V259L117 258H115V256H113V258H115V260H114V262L112 261V259H110V257H111V252H110V254H108L107 255V253L109 252V251H107L105 248V251H101L98 247V249L97 250H99L100 252H98L97 254V256L94 258V260H90L89 258H90V256H87V260L86 259H84L83 257V259H82V262H83V260H84V262H89L88 261V259L90 260V262L92 261V263L91 264H101V262H102V264H103V262H104V264L105 263H108L109 262V260L110 261H112L111 262V264L113 263V264H119L120 262H122V260H123V262L122 263H120V264H164V254L162 253V250H161V252H156L158 249H154V248H156V246L154 245L155 244V233H154V231H158V230H156L155 228L158 226L159 227V225L158 224H160L161 222H160V220L162 221V224H163V219H162V217H163V215H162V213H163V205H164V203H167L168 204V206H170L171 204H175L176 205V203H180V204H178L177 206H175V205H172V208L171 207H169L170 209H169V215H170V217H172L173 216V218H176V220H174V228L172 227V231H173V233H174V230L175 231H177V232H179L180 231V227L179 228H177V224L179 223V216H177L179 213H180V211H182L183 210V208L182 207H186V206H183L182 204H184L183 203V201H184V199H182L183 197H185L186 195H188V192L191 190V187L190 186H192V185H188V187H185L186 185H187V179L190 177V176H188L190 173H192L191 172V170H195L194 168H191V166L193 165V167H194V164L191 162V161H195V159L194 158H198V157H200V155H201V153H200V151L202 150V145H200L199 146V144H201V136H200V138L201 139H199L201 142H199V140L197 139L198 138V136H196L195 138H193V139H191V138H187L188 140H190L191 139V141H190V145L189 144H187L186 142V146H188L189 145V148L190 149H192V148H194L195 146L194 145H198L197 146V150H199V151H197V152H199L200 154H198V153H196V151L194 152L195 153V155H192L191 154V150H189V148L187 149V147H186V149L183 147V145H185V143H184V141L186 140V138H184V137H187V135L185 136V134H186V126H185V124L183 125V123H184V118L182 119V116H180L182 113H186L185 111H186V107L185 106H187L186 104H187V97H186V93H185V98L183 97V94H184V92H183V94H182V92H180V91H183V88L180 90V89H178V88H180V84L178 83V81H175V80H177L176 78H174V77H172L171 79H170V77L174 74V71L173 70H175L176 69V67H173V65L174 64H172V66L170 65L171 63L169 62L170 61V59L168 58V57H165V58H167V59H164V57H162L161 58V56H162V53L161 52H159V51H163V49L162 50H158L159 49V47H160V49L162 48L161 46H159L157 49L154 47V44L152 45V43H151V47H148ZM211 46H213L214 48L213 49H215L216 51H215V53H214V50L212 49V51L209 49ZM55 47V46H54ZM153 47L156 49V52L154 53L153 52V50H151V49H153ZM196 47V46H195ZM217 47H219V46H217ZM221 47H224L223 45H221ZM28 48H29V50H28ZM32 48H36V49H32ZM37 48H38V50H37ZM45 48V49H44ZM47 48H50V50L52 51H48V49ZM53 48V49H52ZM150 48V49H149ZM252 49V50H251ZM28 50V51H27ZM56 50V51H55ZM63 52H62V51ZM158 50V51H157ZM203 50L201 51V52H203ZM210 51V53H209V51ZM219 50V49H218ZM26 51V52H25ZM37 51V52H36ZM41 53H40V52ZM153 53H152V52ZM250 51V52H249ZM253 51V52H252ZM30 52V53H29ZM48 52H49V54H48ZM119 52L120 51H118V53H116V54H118V56H120L119 55ZM212 52V53H211ZM253 54H252V53ZM32 53V54H31ZM40 53V54H39ZM55 53V54H54ZM57 53H59V54H57ZM62 53V54H61ZM66 53V54H65ZM68 53V54H67ZM160 53H161V55H160ZM217 53V54H216ZM221 54L220 56H222V55H224V54ZM23 54H24V56L25 55H27V56H25V57H22L23 56ZM31 54V55H30ZM41 54H42V56L45 58V60H42V62H40L41 60H35V59H39V56H40V58L42 57L41 56ZM53 54L55 55L54 57H53ZM206 54H205V56H206ZM213 54H215V55H213ZM248 54V55H247ZM250 54H252V55H250ZM38 55V56H37ZM47 55V57H45ZM50 55H52V56H50ZM59 55V56H58ZM64 55V58L62 57ZM144 55V54H143ZM200 55V56H199ZM213 55V56H212ZM34 56H36V57H34ZM50 56V57H49ZM57 56V58H55ZM61 56V57H60ZM117 56V55H116ZM117 56V57H118ZM160 57V59H159V57ZM163 56H166V55H164L163 54ZM217 56V57H216ZM228 56V57H227ZM250 56V57H249ZM33 58V62L34 61H36V62H34V63H36V65L38 66L39 65V67L38 68H36L35 66L33 67V68H31L32 66H31V64L33 65V62H30V61H32V58ZM53 57V58H52ZM117 57H115V58H117ZM144 59H143V58ZM148 57V58H147ZM195 57V56H194ZM219 57V58H218ZM256 57V58H255ZM259 57V58H258ZM24 58V59H23ZM48 58V59H47ZM120 58V57H119ZM151 58H152V61H151ZM158 58V59H157ZM228 58V59H229ZM241 58H242V60H241ZM250 58V59H249ZM48 60V62H46L47 60ZM53 59V60H52ZM56 61H55V60ZM157 59V60H156ZM214 59H217V60H214ZM248 59H249V62H248ZM258 60L256 63H255V61L254 60ZM116 60V59H115ZM162 60V61H161ZM167 60V61H166ZM219 60V61H218ZM44 61V62H43ZM117 61V60H116ZM143 63H142V62ZM146 61V62H145ZM149 61H151V63L149 62ZM160 61V62H159ZM201 61V62H200ZM208 61H211V64H212V66H214V67H211V64L209 65L208 64ZM213 61H215L216 62V64H214L215 62H213ZM225 61H226V59H225ZM228 61V60H227ZM261 62H264L263 61V59H261L260 60ZM259 61V62H260ZM20 62H21V66H20ZM52 62V63H51ZM140 62V63H139ZM155 62V63H154ZM157 62V63H156ZM163 62V63H162ZM199 62V63H198ZM222 62V64L224 63L225 64V62H224V60L223 61H221ZM246 62H248V63H246ZM252 62V63H251ZM260 62V63H261ZM30 63V64H29ZM51 63V64H50ZM116 63V62H115ZM141 63H142V65H141ZM170 63V64H169ZM229 64V62H226V64ZM53 65L52 67H50L49 65ZM158 64V65H157ZM163 64V65H162ZM166 64V65H165ZM223 64V65H224ZM227 64V65H228ZM250 64H251V67H250ZM264 63H262V65H263ZM30 67H29V66ZM155 65H156V67H155ZM164 65H165V67H164ZM168 65V66H167ZM209 65V66H208ZM222 65V66H223ZM227 65H226V67H227ZM253 65H255V66H253ZM42 66H46L47 68H48V70H47V68H45V67H43V69H44V72H43V75H42V77H41V83H40V85L38 86V88H36L37 89V95H38V97L36 96V98H35V100H34V102H33V104L32 105H30V107L27 109V110H29V111H25V113H21V115L22 116H19L20 114L19 113H17V111H15V109L17 110V108L18 107H16L15 109H14V107L15 106H19V101L17 102V100H18V82L20 83V80L22 79V78H24L28 83H32L31 82V78H32V80H33V77L32 76H30V74L32 75L33 73L31 72V70L33 69L34 70V68H36V69H39V68H41ZM49 66V67H48ZM126 66H128V65H126ZM133 66H135V65H133ZM163 68H162V67ZM175 66V65H174ZM199 66H201V67H199ZM221 66V65H220ZM225 66V65H224ZM30 69H28V68ZM172 67H173V69H172ZM219 67V66H218ZM226 67H225V69H223L224 67H222V69L223 70H226ZM28 69V71H30V73L28 72V71H26L27 69ZM165 68V69H164ZM170 70H169V69ZM221 68V67H220ZM219 68V69H220ZM253 69V70H251V69H249V70H251L250 72L251 73H249L246 77H244L245 79H248V80H244L243 82H244V84L246 83L245 81H251L252 79H254V82L252 81V83L253 84H251V82L249 81L248 82V84L246 83L245 84V86L247 87H245V86H243L242 85V82H241V84H239V86L240 85H242L243 87H245L244 89H242V86L241 87H238V88H241L242 89V91H241V89L240 90H238V88L237 89H235V91H237L238 90V93L237 92H235V91H233V87L234 86H229L228 88L229 89H226L227 91H228V93H226L227 91H224V93L226 94H224L223 93V96L221 97V99L219 100V102L218 103H220L219 104V108H220V113H222V109H221V107L222 108H227V106L229 105V103H230V107H231V101H232V103H233V101H234V103L236 104H238V106H239V108H240V112H241V114H240V112L238 111L239 109H237V105H236V107H235V109H233L232 110V107L233 106H235V104L234 105H232V107L230 108V107H228V108H230V109H228V110H232V112L231 111H229L228 112V110H227V112H226V110L224 109V113L225 114H228L229 116L231 115V118H232V121H235L234 123L231 121V119H229V116L228 115H224V117H223V114L224 113H222V115H220V113L218 114L217 113V115H215L212 119L213 120H216L217 122H216V124H215V121H214V125H213V127H214V129L216 128V126H218V124H219V122H220V124H219V127H217V129L219 128V130L217 131L216 129V131H215V137H216V141H217V144L219 143V145H221L220 146V150H222L223 149V147L222 146H224V147H226V145L227 144H229V143H224L223 142V140H226V139H229V137L231 138V136L233 135V133H235V132H231L232 131V128H231V126H234L235 124V128H236V133L238 132L237 131V129L239 128V125H238V119H237V117H239V119L240 118H242V120H245V118L246 117H248V115L246 114V113H248V111H246V110H248V108L250 109V108H252L253 106H252V104L254 105V108H256L257 110H258V112L257 111H255L254 110V108H252V110H254V113H253V111L251 110V112H252V115L250 116V113L251 112H249L248 114H249V116L250 117H248V118H250V119H248V120H250V121H248L247 119H246V122L245 121H243V124H241L240 125V127H244L243 128V130H242V128H241V130L243 131V133H241L240 132V134L238 133V136H236L235 134H234V136L235 137H233L232 136V138H231V140L229 139L228 141H232V139L234 138V140L233 141H235V139L237 140V138H239L240 136H243L244 135V137H242L243 139L245 138V136H246V139H244V140H242V138L240 139L241 140V143H240V147H239V149H238V153H237V155L238 156H240V154L239 153H241V151H242V153H243V155L244 154H247L248 152V150H250L251 149V147L249 146V144L247 145V143L248 142H252L251 144H254L255 146H253L254 147V149L255 148H257V147H262V148H264V146H262L263 144H264V142H262V140L264 141V135L262 136V135H260L259 134V136L261 137L260 139H262V140H260L259 138H258V133L260 132H258V133H256V132H254L255 131V127H256V125H255V127L254 128H252V126L255 124H253L252 126H251V123L249 124V122H253L252 121V117H255L256 115H257V113H260L259 111H261V115L263 116L264 115V110H262V109H264L263 107H264V105H263V103L262 102H264V88H262L261 86H259V85H263V84H260L259 82H261L262 83V79H261V81L259 80V78L260 77H258V75H259V73L258 72H256V69ZM257 68H259V67H257ZM260 68H262L261 70L263 71L264 70V67L263 66H260ZM259 68V69H260ZM45 69L47 70V71H45ZM205 69V70H204ZM207 69V70H206ZM216 69H218L217 67H216ZM217 70L218 72H223V70ZM258 69V70H259ZM32 70V71H33ZM51 70V69H50ZM171 72H173V74H172V72L170 73L169 71ZM248 70V71H249ZM255 70V71H254ZM26 71V72H25ZM152 71H154V72H152ZM158 71V72H157ZM163 73H161V72ZM164 71V72H163ZM165 71H166V73H165ZM260 71V70H259ZM29 74H28V73ZM52 72H53V70H52ZM167 72H169V73H167ZM216 73L215 72V74H219V73ZM221 72H220V75H221ZM253 72H255L256 73V75H254V77L252 78V74H253ZM54 73V72H53ZM154 73V74H153ZM158 73V74H157ZM203 73V74H202ZM260 73H262L263 74V72H261L260 71ZM156 74H157V76H156ZM223 74H224V72H223ZM261 74V75H262ZM25 75H26V77H25ZM27 75H29V76H27ZM141 78H139L138 76ZM154 75V76H153ZM159 75V76H158ZM168 75H171L169 78L167 77ZM203 75V76H202ZM217 76V78L218 79H220L221 78V76ZM264 75V74H263ZM91 77L90 78H92L93 76H95V75H90ZM131 76H137V77H133L134 78V80L132 79V77ZM163 76V77H162ZM249 76V77H248ZM29 77V78H28ZM155 77H157V78H155ZM166 77V78H165ZM207 77H205V80L207 79ZM210 77L207 79V81L209 82L210 80ZM213 77H215V75H213ZM213 77H211V78H213ZM248 77V78H247ZM94 78H96V80H97V75H96V77H93L91 80H90V82H91V84H90V82L88 81L89 79L88 78H86L87 80H86V82H89V84H90V87H91V85H92V82L94 83V82H96V80H94ZM137 78V79H136ZM165 78V79H164ZM175 79V80H173V81H171L172 79ZM252 78V79H251ZM263 78H264V76H263ZM55 79V80H54ZM99 79V78H98ZM127 79V80H128ZM148 79V80H147ZM162 79V80H161ZM170 79V80H169ZM214 79V78H213ZM216 79V78H215ZM257 79H258V81H257ZM43 80V81H42ZM100 80V79H99ZM138 80H140L139 82H138ZM157 80V81H156ZM161 82H160V81ZM217 80V79H216ZM264 80V79H263ZM98 81V80H97ZM133 81H136V83H134V84H138L137 86L136 85H134L133 84ZM175 81V82H174ZM212 81V80H211ZM57 82V83H56ZM138 82V83H137ZM143 82H145V83H143ZM170 83L169 85H171V86H168V83ZM97 83V82H96ZM121 83H122V81H121ZM141 83V84H140ZM163 83V84H162ZM166 83V84H165ZM177 83H178V87H177ZM256 83H258V84H256ZM87 84L88 83H86V87L88 88V86H87ZM88 84V85H89ZM98 85H100V81H99V83H97ZM162 84V85H161ZM166 85L167 87H169L168 88V90H167V87H166V91L169 93L170 91H171V93L169 94V95H167L168 93L167 92H165V95L167 96V97H165L164 98V96L162 97V98H164V99H166V100H161V101H159L160 103H156V100H157V102H158V98L160 97L161 98V96L159 95L160 93H162V92H164V90H165V86H163V85ZM173 84V85H172ZM251 84V85H250ZM254 84H256V85H254ZM97 85V86H98ZM148 85V86H147ZM176 87H175V86ZM85 86V84H83V85H81L79 88H78V91H77V94H79V95H77L76 96V98L74 99V100H77V98L79 99L80 97L82 98V97H84V96H81L82 94V92H84L86 89H84V88H86V87H84ZM94 86H96V85H94ZM144 86V87H143ZM161 86V87H160ZM249 86V87H248ZM251 86V87H250ZM253 86V87H252ZM258 86L259 88L261 87L263 90H261V88H260V91H259V89L258 88H256V87ZM83 87V89H82V92H81V89L80 88H82ZM92 87H93V85H92ZM91 87V88H92ZM101 87V86H100ZM120 87H124V86H122V85H120ZM152 87H153V89H152ZM170 87H172V88H170ZM173 87H174V90H173ZM264 87V86H263ZM89 88L88 89V91H90V93H89V95H94L93 93H95V92H93V91H95V90H92V89H94V88ZM160 88H161V92H158L159 90H160ZM232 88V89H231ZM234 88H236V87H234ZM249 88H251V89H249ZM257 89L259 92H261V93H258V91L257 90H254V89ZM95 89H99V86H98V88L96 87ZM102 89V87L100 88V90ZM138 89V90H137ZM147 89H145L146 91H147ZM156 89V90H155ZM159 89V90H158ZM171 89V90H170ZM178 89V90H177ZM230 89H231V91H230ZM245 89H246V91H245ZM99 90V91H100ZM143 90V91H142ZM249 90H250V93H249ZM36 91V90H35ZM59 91V90H58ZM87 91V90H86ZM126 91H128V90H126ZM126 91H125V93L124 94H126ZM154 91H155V93H154ZM157 91V92H156ZM172 91H174L173 93H172ZM201 91V90H200ZM208 91V90H207ZM207 91H203L202 90V94H203V92H205L204 94H206V96H208V93H207ZM233 91V92H232ZM243 91H245V92H243ZM256 91V92H255ZM56 92V93H55ZM98 92V91H97ZM97 92H96V94H97ZM101 92V91H100ZM99 92V93H100ZM143 92V93H142ZM98 93V94H99ZM148 93V94H147ZM231 93H236L235 95L234 94H231ZM242 95H241V94ZM257 93L258 94H260V95H258L257 96ZM48 94V95H47ZM54 94H56V95H54ZM163 94V93H162ZM203 94V96H205ZM214 94V93H213ZM237 94H239V95H237ZM83 95H85V92L83 93ZM86 95H87V92H86ZM85 95V96H86ZM159 95V96H158ZM164 95V94H163ZM226 97H225V96ZM241 95V96H240ZM256 95V96H255ZM58 96H59V93H58ZM99 96V95H98ZM98 96H96V97H98ZM157 96V97H156ZM205 96V97H206ZM231 96V99L230 98H228V97H230ZM237 96H239L240 98H238ZM57 97V96H56ZM204 97V98H205ZM213 98V95H209L208 96V98L210 99V98ZM243 97V98H242ZM250 97V98H249ZM255 97H257V98H255ZM99 98V97H98ZM147 98V97H146ZM207 98V97H206ZM235 98V99H234ZM251 98H252V100H251ZM260 98V99H259ZM100 99L101 98H99V99H97V101H100ZM148 99H146V100H148ZM156 99V100H155ZM186 101H185V100ZM236 99H238V100H236ZM241 99V100H240ZM255 99V100H254ZM257 99V100H256ZM53 100H52V102H53ZM74 100H73V102H74ZM155 102H154V101ZM183 100L186 102V104L184 105L183 104V106H181V103H183ZM207 100V99H206ZM230 100V101H229ZM235 100L237 101V102H235ZM243 100V101H242ZM249 100H251L250 102L252 103V104H250V102H249ZM51 101V100H50ZM49 101V102H50ZM79 101V100H78ZM96 101V98H95V100L93 101V102H90V103H99V102H95ZM126 101V102H125ZM163 101V102H162ZM205 100H201V103L202 102H204ZM239 101V102H238ZM253 101H255L254 103H253ZM258 101H260V102H258ZM262 101V102H261ZM162 102V103H161ZM166 102V103H165ZM175 102V103H174ZM247 102V103H246ZM248 102H249V104H248ZM17 103H18V105H17ZM45 103V104H44ZM75 103H76V101H75ZM90 103H88V105H86V107L88 106L89 108H86V107H84V112H82V115H81V113H80V115H81V117L79 116V113H78V109L74 106V107H72V108H75V110L74 111H70L71 110V104L69 105L70 107H69V111L70 112H68V113H70L72 116H71V119L72 120H70L71 122H69V120L67 121V122H69V124L67 123V126L66 127H64L65 125L63 124V129H61L62 127H60V125L59 124H61V122H60V119H59V116L54 120V126L53 125H51L50 126V128H48V134L50 135V136H54V138L53 137H50L47 133L44 135V136H48V137H45V139H44V137L41 139V141H40V143H39V146H37L36 148H35V151L37 152L36 154H37V156H39L40 155V157H39V159H41L39 162H38V168L40 169L41 167V170H45V172L47 173H44L47 177L46 178H43L44 176V174L43 175H40L41 176V181H43V180H49L50 178L48 177V176H50L51 177V175H48L49 174V172H50V174H53L52 175V178H55V170H54V165H52V164H55L57 161L55 160L56 158H58L57 160H61L62 159V157H64V155H63V153H66V155L65 156H67V157H65V159L64 160H68V157H69V159L71 158V160H68V162H70V163H72V164H70V163H66V161H64L65 163H66V169H67V166H72V167H68V169H69V171H68V169H67V171L70 173V171H72V170H74V171H72V174L74 175V173L75 172H81L83 169H85V171L84 172H88L90 169H91V166H92V163H93V160H94V148L95 147H97V145H98V147H100L99 145H101L102 144V146L100 147V149L102 150V149H104L105 148V150H107V148H109L110 149V147H109V144H108V142L106 141L107 140V136H106V134L107 133H110L112 130H113V128L114 127H112L113 125L111 124V122H110V119L108 118L109 117V114H108V116H105V115H107L106 113H108V107L107 106H103V104H101V101H100V103L99 104H101V106H102V108L100 107V105H97V107H99V108H96V105L95 106H92ZM146 103L149 105H147L146 106ZM164 103V104H163ZM244 103V104H243ZM256 103V104H255ZM258 103H262L261 105L259 104V105H257ZM44 104V105H43ZM73 105H74V103H72ZM89 104L91 105V106H89ZM93 104V105H94ZM129 104H128V106H129ZM152 104H157V105H155L156 106V108H155V106L154 105H152ZM180 104V105H179ZM247 104V106H245ZM48 105V104H47ZM225 105V106H224ZM251 105V106H250ZM152 106L155 108L154 109V113H156V114H153L152 113V111H151V109H152ZM158 106H160V107H158ZM176 106V107H175ZM177 106H180V107H177ZM256 106V107H255ZM263 106V107H262ZM93 107H95L96 108V110L95 109H93ZM130 107V106H129ZM151 107V108H150ZM242 107V108H241ZM244 107H245V109H244ZM261 109H260V108ZM104 108H105V110H104ZM178 108H179V110L181 109V108H183V109H181L179 112L181 113H179L178 112ZM185 108V109H184ZM77 109V110H76ZM87 109H88V112H87ZM92 109V110H91ZM243 109H244V111H243ZM91 110V111H90ZM103 110V111H102ZM175 112H174V111ZM184 110V112H182ZM234 110H236V111H234ZM38 111H40L39 112V114H38ZM77 113H76V112ZM95 111V112H94ZM96 111H98L97 113H96ZM138 111V112H137ZM141 111H143V113L141 112ZM177 111V112H176ZM250 111V110H249ZM29 112V113H28ZM86 112V113H85ZM145 112H147V113H150L151 112V114L149 115V117H148V115H147V113L145 114ZM174 112V113H173ZM219 112V111H218ZM237 112V113H236ZM239 112V113H238ZM243 112H245V114L243 115ZM83 113L85 114V115H83ZM89 113H91V114H89ZM96 113V114H95ZM101 113V114H100ZM176 113V114H175ZM18 114V115H17ZM27 114V115H26ZM29 114V115H28ZM33 114H35V115H33ZM36 114H38L37 115V117H36ZM69 114V115H70ZM103 114H105V115H103ZM142 114V115H141ZM144 114V115H143ZM174 114V115H173ZM184 114H182L183 115V117L185 116ZM236 114L238 115L237 117H236ZM33 115V116H32ZM67 113L66 114H63L61 117H63L64 116V118L66 117L67 118ZM69 115H68V118H70L69 117ZM76 115H78L77 117H79L78 119H77V117H75ZM86 115H88V116H86ZM89 115H90V117H89ZM101 115V116H100ZM145 115H147L146 116V118L148 117L149 118V120L150 121H152L151 123H150V121H148V123L149 124H151L150 126H151V128H150V126H149V124L147 125V124H144V126L145 125H147V127H146V129L148 128H150L149 130L151 131V133L153 132L152 130L154 129L155 131L153 132L154 133V136H155V139L157 140V142H156V140H153V139H151V138H154V136H153V133L152 134H149V133H146V132H149L148 130H143L142 131V128L144 127L143 126V124L142 123H139L138 121H136V120H140L141 119V122H142V118L141 117H143V116H145ZM172 115L173 116H175L176 118L178 117V116H180L181 117V119H180V117L179 118H177V119H180V120H175V117H174V119H172L173 117H172ZM178 115V116H177ZM247 115V116H246ZM254 115V116H253ZM30 116H32V117H30ZM100 116V117H99ZM104 116H105V118H104ZM139 116V117H138ZM221 116V117H220ZM226 116L228 117V119L234 124V125H231L232 123L231 122H229V120L226 118ZM235 116L236 117V120H235V118L233 119V117ZM242 116V117H241ZM245 116V117H244ZM18 117V118H17ZM20 117V118H19ZM92 117V118H91ZM99 117V118H98ZM101 117H102V119H101ZM106 117H107V120H106ZM151 117L154 119V121H153V119H151ZM170 117H171V119H170ZM67 118V119H68ZM144 118V117H143ZM244 118V119H243ZM263 118H264V116H263ZM57 119H59L58 121H59V123L58 124H56V122H58V121H56ZM63 119V118H62ZM66 119V120H67ZM80 119V120H79ZM92 119V120H91ZM103 119H105V120H103ZM225 119V121L226 122H224L223 123V126H222V128H221V122H223V121H221V120H224ZM30 120V121H29ZM63 120H65V119H63ZM94 120H97L96 122L94 121ZM148 120V119H147ZM174 120V121H173ZM183 121V123H182V121ZM228 120V121H227ZM31 121H33V122H31ZM62 121V120H61ZM82 121V122H81ZM103 121H105V122H103ZM131 121V122H130ZM134 121H136V122H138L139 124H137V125H134V126H132V124H135L136 122H134ZM146 120H145V118H144V122H145ZM64 122V121H63ZM99 124H98V123ZM101 122H102V124H101ZM143 122V123H144ZM159 122V124H157ZM228 122H229V125H227L228 124ZM246 124H245V123ZM264 122V121H263ZM262 122V123H263ZM16 123H17V125H16ZM82 125H80V124ZM89 123V124H88ZM145 123H147V122H145ZM155 123V124H154ZM227 123V124H226ZM86 124V125H85ZM108 124H110L111 126H109ZM140 124H142V125H140ZM180 124H181V127H180ZM225 124V125H224ZM249 124V126L252 128V132L253 133H255L256 134V137L254 136V134L253 135H251L250 136V131H251V128H250V130H248V132H249V134H248V132H244V131H247L246 130V128H247V125ZM264 124V123H263ZM263 124H261V125H263ZM59 125V126H58ZM96 125H98L97 127H96ZM104 125L106 126L107 125V128L106 127H104ZM130 125V126H129ZM153 125H155V126H153ZM177 125L179 126V127H177ZM227 125V126H226ZM243 125V126H242ZM2 126H3V129H2ZM22 126H24V128H22ZM61 126H62V124H61ZM86 126H87V128H86ZM102 126V127H101ZM141 126V127H140ZM230 127L229 129H230V133L228 132V129H226V127ZM238 126V127H237ZM245 126H246V128H245ZM248 126V127H249ZM258 126V125H257ZM57 128V132L58 133H55V129H54V134H52V132H53V128ZM109 127H111L110 128V130L108 129ZM138 127V128H137ZM144 127V128H145ZM166 127H167V129H166ZM174 127V128H173ZM177 127V128H176ZM213 127H212V129H213ZM233 127V128H234ZM262 128L264 127V125L263 126H261ZM5 128H6V130H5ZM59 128V129H58ZM82 128V129H81ZM86 128V129H85ZM97 128H98V130H97ZM137 128V129H136ZM153 128V129H152ZM166 130H165V129ZM168 128H169V130H168ZM181 128V129H180ZM223 128H225V130L223 129ZM259 129H260V125H259V127H258ZM260 129V130H264V128L263 129ZM112 129V130H111ZM136 129V130H135ZM172 129V130H171ZM183 129H184V131H183ZM221 129H223V132H222V130ZM2 130H4V131H2ZM26 130H29L30 131V135H29V137L27 138L26 137V135H24V133H25V131ZM90 130V131H89ZM97 130V131H96ZM102 132H101V131ZM105 130V131H104ZM108 130H109V132H108ZM139 130V131H138ZM180 130H182L183 132H184V135H182V131H180ZM227 130V132H225L226 133V135H225V137L223 136L222 137V135H224L225 133H224V131H226ZM235 130V129H234ZM6 131V132H5ZM86 131V132H85ZM107 131V132H106ZM158 131V132H157ZM173 131H174V133H173ZM219 131H221V134L222 135H219L218 134V132ZM22 132V133H21ZM60 132V133H59ZM97 132V133H96ZM155 132H156V134H155ZM168 132H170L169 134H168ZM179 132H181V135H180V133ZM252 132H251V134H252ZM263 131H261L260 133H262ZM101 133V134H100ZM218 135H217V134ZM224 133V134H223ZM230 134V135H228V134ZM247 133V134H246ZM6 134V135H5ZM20 134H22V135H20ZM26 134V133H25ZM52 134V135H51ZM89 134V135H88ZM94 134L96 135V136H94ZM103 134L105 135V136H103ZM162 134V135H161ZM173 134V135H172ZM69 135V137H71V139H73L72 141H71V139H70V141L69 140H67L68 139V136ZM72 135H73V137H72ZM93 135V136H92ZM156 135L158 136V137H156ZM178 135H179V138H178ZM240 135V136H239ZM252 138V136H254L255 137V139L254 138H252L253 140H255V142L253 143V141H251L252 139L249 137V136ZM65 136V137H64ZM74 136H77V138L75 137V140H74ZM97 136H99L98 138H96ZM135 136V137H134ZM150 137V140H148L149 139V137ZM165 136H169L168 138H169V140H170V138H171V136H172V140H173V137H174V139L176 140V141H174V145H176V151H175V153L173 152V155L172 156H174V157H172V156H170V158H168L167 157V155H171L172 154V151L173 150H171L169 153H167L166 154V156H164V161L162 162V163H160V165H159V169L161 170V173H163V182H161V180H159L160 178H158V171H159V169H157L158 171H156L157 173H155V172H153V171H151V173H153V174H151L149 171H150V169L148 168V167H146V165H148V163L146 162V160H147V158H148V153H147V151H148V148H149V146H145V148L147 147V149H145V148H143V142H141L142 140H148V141H150V144H147L146 142H144V143H146L147 145H152L153 143L151 142V140L152 141H155V143L156 144H160V143H158V142H161V139H163L164 141L163 142H165V140H168V138L167 137H165ZM184 136V137H183ZM247 136L249 137V139H250V141H249V139L247 140ZM21 139H20V138ZM50 137V138H49ZM58 137H59V139H58ZM67 137V138H66ZM82 137V138H81ZM88 137V138H87ZM94 137V138H93ZM107 137V138H106ZM221 137V138H220ZM237 137V138H236ZM19 138V139H18ZM52 138V139H51ZM62 138V139H61ZM66 138V139H65ZM91 138V139H90ZM95 138H96V140H95ZM106 138V140H104ZM148 138V139H147ZM161 138V139H160ZM165 138V139H164ZM167 138V139H166ZM26 139V140H25ZM47 139V140H46ZM77 139V140H76ZM93 139V140H92ZM99 139V140H98ZM140 139H142L141 141H140ZM160 139V141H158ZM182 139L184 140L183 142H182ZM219 139H220V141H219ZM42 140H46L45 142L47 143V145H46V143L44 142V143H42L43 141ZM59 140V141H58ZM104 140V141H103ZM188 140H187V142H188ZM198 140V141H197ZM247 140V141H246ZM258 140H260L261 141V143H260V141H258ZM31 141V142H30ZM66 141H68V142H66ZM82 142V144L84 143H87V144H81V142ZM85 141V142H84ZM90 142V143H88V142ZM97 141V142H96ZM98 141H100V142H98ZM133 141V142H132ZM179 141V142H178ZM199 143V144H196L197 142ZM227 140H226V142H228ZM61 142V143H60ZM62 142H66V146H64L63 144H62ZM72 144H70V143ZM93 142V144H91ZM105 142V143H104ZM124 142V143H123ZM132 142V144H130ZM134 142H136V143H134ZM139 142V143H138ZM142 144H141V143ZM194 142H196L195 144H194ZM246 142V143H245ZM30 143V144H29ZM31 143H32V145H31ZM95 143H96V145H95ZM108 145H107V144ZM149 143V142H148ZM182 143H183V145H182ZM189 143V142H188ZM246 144V146H244L245 144ZM29 144V145H28ZM41 144H43V145H41ZM79 144V145H78ZM104 144H106L105 146H104ZM136 146H135V145ZM141 144V145H140ZM146 144H144V145H146ZM163 144V143H162ZM232 144V143H231ZM234 144H235V142H234ZM262 144V145H261ZM31 145V146H30ZM93 145H95L94 146V148H93ZM132 145H134V146H132ZM138 145V146H137ZM179 145H180V147H183L184 148V150H188L187 152V154H190L189 156H187L186 155V153L185 152H183L182 150V153H184L183 155L184 156H187V158H189V159H187L186 157V159H184V161H182L183 160V158H184V156L182 157V153H181V151L180 152H178V150H180V147H179ZM219 145H218V147H219ZM261 145V146H260ZM44 146V147H43ZM68 146H70V147H68ZM85 146V147H84ZM107 146V147H106ZM192 146V147H191ZM228 146V145H227ZM249 146V147H248ZM4 147V148H3ZM29 147V148H28ZM45 147H47V148H45ZM80 147H82V148H80V152H78L79 150H77V149H79ZM88 147V148H87ZM90 147H92L91 149V151H90ZM104 147V148H103ZM175 147V146H174ZM231 147V146H230ZM244 147H246V148H244ZM248 147V148H247ZM1 148H3V149H1ZM44 148V149H43ZM63 148V149H62ZM70 148H71V150H70ZM72 148H74V149H72ZM85 148V149H84ZM139 148V149H138ZM141 148H143V149H141ZM222 148V149H221ZM229 149V147H226L225 149ZM232 148H233V145H232ZM244 148V149H243ZM250 148V149H249ZM43 149V150H42ZM46 149V150H45ZM64 149H66V150H64ZM69 151H68V150ZM127 149V148H126ZM173 149H175V148H173ZM219 149V148H218ZM217 149V150H218ZM224 149V152H225V155H223V156H221V158L222 159H224V160H226L227 159V157L229 156V152H227L228 153V155H227V153H226V150ZM227 149V151H229ZM243 149V150H242ZM245 149H247V151L245 150ZM253 149V150H254ZM29 150V151H28ZM40 150V151H39ZM41 150L43 151V152H41ZM60 150H63V152L62 151H60ZM76 150V151H75ZM85 150V151H84ZM120 150V151H119ZM121 150H122V152H123V155H124V153H125V156H123L122 155V152H121ZM124 150V151H123ZM134 150V151H133ZM143 150H147L146 151V154L145 155H143V153H145V152H143ZM220 150H218L219 151V154H220ZM44 151H45V153H44ZM58 151H60V154L58 153ZM67 151V152H66ZM82 151V152H81ZM87 151V152H86ZM133 151V152H132ZM139 151H141V152H139ZM191 151V152H190ZM243 151H245V152H247V153H245V152H243ZM251 151H252V149H251ZM38 152H39V154H38ZM70 154H69V153ZM128 152H130V155L128 154ZM224 152L222 151L221 153H223L224 154ZM250 152V151H249ZM3 153V154H2ZM27 153V154H26ZM41 153V154H40ZM56 153H58L59 155H57ZM73 153V154H72ZM78 153H79V157H78ZM104 153H107V151H105ZM134 153V154H133ZM141 153H142V155H141ZM176 153H179L178 155L176 154ZM231 153V152H230ZM242 153H241V155H242ZM5 154V155H4ZM44 154V156H45V158L44 157H41L42 155ZM86 154H87V157H86ZM93 154V155H92ZM126 154L127 155H129V156H126ZM133 154V155H132ZM175 154V155H174ZM180 154H181V157H180ZM2 155V156H1ZM69 155V156H68ZM75 156V158L74 157H72V156ZM81 155H83V156H81ZM62 156V157H61ZM123 156V157H122ZM141 156V157H140ZM144 156H147V158L146 157H144ZM177 158H176V157ZM193 156H196V157H193ZM220 156L218 155V157L220 158ZM227 156V157H226ZM238 156H236L237 158H239L240 159V157H238ZM246 156V155H245ZM250 156V153H249V155H247V157H249ZM54 157H55V159H54ZM90 157H91V159H90ZM124 157H127V159L130 157V159H128L127 161L128 162H126V158H124ZM143 157L145 158V162H146V165L144 166V161H143ZM180 157V158H179ZM192 157H193V159H192ZM244 157V156H243ZM247 157H244L243 159L245 160V158L247 159ZM61 158V159H60ZM87 158V159H86ZM122 158V159H121ZM124 158V159H123ZM139 158H141L140 159V162H139ZM168 158V159H167ZM181 158H182V160H181ZM191 158V159H190ZM221 158L219 159V160H221ZM242 158V157H241ZM4 159V160H3ZM29 159V160H28ZM45 159V160H44ZM48 161H47V160ZM80 159V160H79ZM132 159V160H131ZM166 159H167V161H166ZM172 160V159H175L176 161H177V159H178V161L177 162H175V160H173V162L174 163H172L170 160ZM243 159H242V161H243ZM262 159V166L264 165V155H263V157L261 158ZM27 160V161H26ZM50 160H52L51 162H50ZM73 160V161H72ZM122 160V161H121ZM123 160H125V162L128 164V166L130 167V168H128V166L126 165V163H124L123 162ZM224 160H221V162L220 163H222V165L224 166V165H227V166H225V168H223V169H226V170H228L229 171V169H227V168H229V166H234L235 164H238L239 166H240V168H241V166L242 167H244L245 168V166H243V163H242V165H240L241 164V161H238L237 159V163L235 162L236 160L234 159V160H232V162L234 163V165H233V163H229L228 164V160L226 161V162H224ZM6 163H5V162ZM82 161L83 162H85V163H82ZM87 161V162H86ZM89 161H91L90 162V164L88 163ZM132 161V162H131ZM144 162V163H142V165L140 164L141 162ZM148 161V160H147ZM179 161H182V162H187V161H189V162H187V164H184V163H180ZM193 161V162H194ZM5 163V164H3V163ZM27 162V163H26ZM48 162V163H47ZM49 162L50 163H52L51 165H49ZM136 164H135V163ZM137 162H138V164H140V165H138L137 164ZM167 162V163H166ZM191 162V163H190ZM243 162H245V161H243ZM40 163V164H39ZM79 163H81V164H79ZM116 163V164H117ZM122 163H124V166H127V167H124L123 168V165H122ZM130 163H131V166L133 165V167L134 168H136V171H140V172H138L139 173V175L141 176V179H140V181H139V183H137L135 186H131V182L129 183L130 185H128V182L129 181H133V178L131 179V178H128L130 175L128 174V173H130L129 172V169L131 170L133 167H131L130 166ZM165 163H166V165H165ZM172 163V164H171ZM178 164V165H176V164ZM211 163V162H210ZM210 163H207V165L206 166H208ZM213 163V162H212ZM224 163V164H223ZM225 163H227V164H225ZM2 164V165H1ZM43 164V165H42ZM68 164V165H67ZM82 164H83V166H82ZM85 164V165H84ZM86 164H88V165H86ZM119 164H117V165H115V166H118ZM172 166H171V165ZM179 164H181V165H179ZM186 166V167H188V168H186L184 165ZM189 164H192L191 166H190V171L188 170L189 169ZM206 164V163H205ZM230 164H232V165H230ZM3 165H5L4 167H3ZM28 165V166H27ZM40 165V166H39ZM46 165V166H45ZM56 165V164H55ZM78 165L80 166V167H78ZM135 165V166H134ZM170 165V166H169ZM173 165H175L174 167H173ZM211 165H214V164H211ZM211 165H209V167L211 166ZM216 165V164H215ZM214 165V167H217V166H215ZM245 165V164H244ZM30 166V167H29ZM53 166V167H52ZM76 166V167H75ZM85 166V167H84ZM107 166H109V167H107ZM140 166H142V167H145L144 169L142 168V167H140ZM166 166V167H165ZM181 166H183L184 168H183V170L181 169L180 170V168H182ZM205 166V167H206ZM14 168V170L12 169V168ZM28 167V168H27ZM49 167H51V168H49ZM88 167V168H87ZM162 167H164V168H162ZM169 167V168H168ZM209 167H206V168H203V171H202V175H203V178H204V180H205V178L207 177V176H209V174H210V172H214L215 173V176H216V178H214L213 176H214V173H211L210 174V178H206V182L203 180V178L202 179H200L199 181H198V183L201 185V188L203 187V189H202V191H203V193L205 194H207V191L209 192V191H212L211 192V194L210 193H208V195H206V198H207V196H208V198H210V197H212V199L210 198V199H206L207 201V203H209L206 207H205V213L203 214L204 216H203V222H205L206 221V224L203 226V228L201 229V232H200V236L202 235V233L204 234H207L205 237H207L209 234L208 233H210V231H212V230H214V229H212L211 228V226L215 223V222H218V220H221L220 219V217L218 218L217 216L220 214V213H222L223 211H225V210H227V208L226 207H228L227 205H225V204H228L227 203V201L226 200H228V202L230 201L229 199H233V202H234V200H235V198H236V194H238V196H239V194H240V192L239 193H236V187L234 186V185H232L233 183H231V182H233L234 180V183L235 182H237V183H235V185L236 184H238L239 185V183H240V181H242V183H243V180L242 179H240V181L238 180L239 178H240V175H241V172L239 173V171L237 172V171H235V169L237 170V169H240L239 167L237 168V166L235 165V169L233 168V167H230L231 168V170L230 171H234V172H227V171H225L224 173H226V175L227 176H225L224 178L226 179V177H227V179H226V181H227V183H226V181H225V179H223V176L221 177L223 180H218V178H219V176H217V175H224V173L222 172V174H221V171L223 170L222 168H220L219 169V171H218V173H217V175H216V172H217V168H216V170L215 169H213L214 167L212 166V167H210L211 169H212V171L210 170V168ZM220 167H221V165H220ZM7 168H9V170H10V172H9V170L7 169ZM26 168L29 170V168H30V171H29V173H28V170H26ZM48 169V170H46V169ZM72 168V170H70ZM75 168H77V169H75ZM87 168V169H86ZM107 168V169H106ZM120 168V169H119ZM126 168H128V169H126ZM133 168V169H134ZM141 168H142V170H141ZM218 168H219V166H218ZM53 170L54 172H52V171H49V170ZM117 169V171L115 172V174L113 173L115 170ZM124 169H126V170H128L127 172H126V170H124ZM132 169V170H133ZM148 169V170H147ZM176 169V170H175ZM177 169H179V171L177 170ZM222 169V170H221ZM6 170V171H5ZM76 170V171H75ZM106 170H109L108 172L109 173H107V171ZM145 170H147L151 175H153L154 176V178L155 177H157L158 178V182H161L160 184V188H158V189H160V191H161V186H163V188H162V190L163 191H165V189H167L168 187H169V185L170 184H172L171 185V187H169L170 188V190L172 191V192H167V190L165 191V193L166 194H168V193H170V195H166L163 191H162V193L156 188L157 186H154V185H152V184H154V182H155V185H158V184H156V181H154V180H156V178L153 180V178H152V176L151 175H148V172L147 171H145ZM171 170V171H170ZM173 170H174V172H173ZM210 170V172H208ZM216 172H215V171ZM242 171H243V169H241ZM263 170H264V167H263ZM15 171V172H14ZM113 171V172H112ZM123 171V172H122ZM145 172L144 174H143V172ZM168 171V172H167ZM176 171V172H175ZM182 171H184V172H181ZM188 171V172H187ZM224 171V170H223ZM14 172V173H13ZM26 172V173H25ZM66 172V171H65ZM64 172V180L65 181H68V180H66L65 178H67L68 179V177L70 176L71 177V175L68 173V175L66 174ZM74 172V173H73ZM103 172V171H102ZM121 172V173H120ZM126 172V173H125ZM190 172V173H189ZM204 172V173H203ZM220 172V173H219ZM244 172V171H243ZM242 172V173H243ZM8 175H7V174ZM13 173V174H12ZM28 173V174H27ZM117 173V174H116ZM118 173H119V175H118ZM124 173V175H122ZM160 173V172H159ZM159 174V175H162V174ZM174 173V174H173ZM207 173V174H206ZM235 174L236 176H237V173L238 174H240L239 176H237V178L236 177H234V175L233 176H230L231 174ZM9 174H11L10 176H9ZM14 174H16V176L14 175ZM19 174V175H18ZM24 174H27V175H25V176H21V175H24ZM30 174V175H29ZM67 175V177H66V175ZM76 174V173H75ZM107 174V176H105ZM109 174V175H108ZM112 174V175H111ZM127 176H126V175ZM155 174V175H154ZM156 174H157V176H156ZM168 174V175H167ZM181 174V175H180ZM186 176V177H188V178H186V177H184V175ZM188 174V175H187ZM206 174V175H205ZM73 175H72V177H73ZM111 175V176H110ZM148 175V176H147ZM174 175V176H173ZM178 175H180V176H182L181 177V179L182 178H184V179H182V181L183 182H181V180H179V177L180 176H178ZM190 175H192V174H190ZM193 175H194V172H193ZM243 175V174H242ZM241 175V176H242ZM27 176H29V177H27ZM43 176V177H42ZM54 176V177H53ZM75 176V175H74ZM111 178H110V177ZM117 176V177H116ZM126 176V177H125ZM170 176H172V177H170ZM176 176V177H175ZM177 176H178V179H177ZM206 176V177H205ZM212 176V177H211ZM13 179H12V178ZM19 177H21V178H19ZM70 177H69V180H70ZM102 177V178H103ZM116 177V178H115ZM122 177H124L125 179H123ZM151 177V178H150ZM161 178H162V176H160ZM165 177V178H164ZM193 177V176H192ZM192 177H190L189 179H190V181H189V184H191L190 182H192L191 181V179H193ZM235 179H234V178ZM243 177V176H242ZM19 178V179H18ZM106 178H107V180H108V182H105L106 181ZM113 178V179H112ZM114 178H115V180H114ZM176 178V179H175ZM229 178L231 179H234L233 181H230L229 180ZM17 179V180H16ZM130 179V180H129ZM150 179V180H149ZM165 179V180H164ZM168 179V180H167ZM172 179V180H171ZM188 179V180H189ZM214 179V180H213ZM215 179H217L218 180V183L217 182H214L215 181ZM16 180V181H15ZM29 180V179H28ZM52 181H54L53 179H51ZM51 180L50 181H48V182H50V183H52L51 182ZM118 180H119V182L121 183H118ZM122 180V181H121ZM123 180H126V181H123ZM151 180H153V181H151ZM175 180H177L176 182L177 183H179V185L178 184H176V183H174L175 182ZM179 180V181H178ZM212 182H211V181ZM216 180V181H217ZM17 182L16 183V185H15V182ZM19 181V182H18ZM24 181H26V182H24ZM45 181H43V182H45ZM102 181V182H101ZM149 181V182H148ZM171 181H173V183L171 182ZM185 181V182H184ZM204 181V182H203ZM211 183H214L217 187H219V188H221L220 186H222V188H221V190H224V194H221V193H223V191H221V190H217L216 188L214 189L215 191H216V193H215V191H214V194H213V190H211V187H210V182ZM224 182V183H222V184H225V187L223 186V185H221V182ZM230 181V182H229ZM239 181V182H238ZM43 182H41V183H43ZM47 182V185L48 184H50V183H48ZM99 182H101V184L99 183ZM151 182H153V183H151ZM165 182V183H164ZM187 182V183H186ZM202 182V183H201ZM228 182H229V184H228ZM21 183H19V184H21ZM90 183H88V184H90ZM109 183V185H107ZM111 183V184H110ZM113 183V184H112ZM124 183H126V185L127 186H125L124 185ZM148 183H150V184H148ZM170 183V184H169ZM181 183H184V184H181ZM185 183H186V185H185ZM231 183V184H230ZM242 183H240V185L244 188V185H242ZM18 184V185H19ZM46 184V183H45ZM148 184V185H147ZM164 184V185H163ZM166 184V185H165ZM175 184H176V186H179V187H176V190L174 191V189L173 188H175ZM219 184V185H218ZM42 184H40V186H41ZM113 185V186H112ZM138 185V186H137ZM146 185V186H145ZM150 185V186H149ZM180 185H182V187H183V185H184V187L182 188L181 187V191H180ZM205 187H204V186ZM227 185V186H226ZM239 185V186H240ZM39 186V187H40ZM122 186V187H121ZM130 186V188H128ZM151 186L152 187H155V188H151ZM207 186V187H206ZM211 186L213 187V184H211ZM231 186V187H230ZM237 186V185H236ZM239 186H237L238 188H239ZM144 187V188H143ZM158 187H159V185H158ZM227 187H229V188H227ZM43 188V187H42ZM41 187L40 188H38L39 189V192L40 191H42V190H44V189H42ZM44 188H45V186H44ZM47 188H48V186L46 187V190H47ZM135 188V189H134ZM145 188H148V189H145ZM151 188V189H150ZM168 188V189H169ZM186 188H187V190H186ZM206 188V189H205ZM214 188V187H213ZM212 188V189H213ZM241 188V187H240ZM239 188V190L241 191V189ZM40 189H42V190H40ZM125 189L128 191H125ZM140 189V190H139ZM152 189H155V190H152ZM178 189H179V191H178ZM228 189V191H227V193L228 192H230V194H227L226 193V190ZM235 189V192L233 191ZM143 190V191H142ZM184 190H186V191H188V192H186L185 193V191ZM207 190V191H206ZM144 191H146L145 193H142V192H144ZM155 191V192H154ZM183 191H184V193L186 194V195H184L183 197H182V193H183ZM238 191V190H237ZM38 191H37V193H36V196L33 198H30L31 199V201H32V199L34 200V202H33V208L32 209H34L35 207V209H34V215L32 214L33 213V211L31 212V213H29L30 211H31V207H32V204H31V201L29 200V203H27V205H26V208H28V204H29V208H28V210L29 211H27L28 213H29V215H28V213H25V210H27V209H24V212L23 211H21L22 213H23V215L21 214V212H19V213H17L16 214V216H20V217H22V218H24L23 216H24V213H25V217L27 218V219H29L28 217L30 216V222L33 220V221H36L35 220V218H36V214H38V216H40V213L42 212V213H44L43 215L46 217V214L47 213H45V212H47V211H49L50 212V207H53V205L52 206H50V205H48L47 207H49V208H47V209H49V210H45V209H43L44 207H45V205H46V203L44 202V201H46V199H44L45 197H44V195H43V197L44 198H41L42 197V194L43 193H45V196L47 197V195H48V191H42V192H40L39 193ZM86 192V191H85ZM96 192V193H95ZM103 194H102V193ZM112 192H113V194H112ZM122 192V193H123ZM156 192H159V193H157V194H155ZM177 192L179 193L180 192V195H181V197L179 196V194L176 196V194H177ZM39 193V194H38ZM147 193V194H146ZM150 195H149V194ZM164 193V194H163ZM219 193V194H218ZM37 194L40 196V194H41V196L39 197V196H37ZM47 194V195H46ZM102 194V195H101ZM158 194H162V195H166L167 196V198L169 199H167V198H165V197H159V196H161V195H158ZM173 194V195H172ZM216 194V197H214V196H210L209 197V195H215ZM221 194V196H220V198L218 197V195H220ZM226 194V195H225ZM241 194H243L242 193V191H241ZM240 194V196L238 197L237 196V199H236V203L234 202V204L232 203V200L230 201V204L232 203V205H230L229 204V207H231V206H233L231 209L228 207V211L231 213V214H233V215H231L232 217H231V220H230V222L232 221V223H233V225L237 228V227H241L240 225H242L243 224V222H244V220L246 219V217H245V215H248V213H246L245 214V212H247V209H246V211H245V209H244V207H247V208H249L248 206V199H247V201H246V199H244L245 197V195H246V193H245V190H244V196H242ZM9 195V196H8ZM86 195V198H88V196ZM107 195V194H106ZM142 195V196H141ZM156 195V196H155ZM205 195H204V199H205ZM223 195H225V197L227 196V198H225ZM228 195H229V197H228ZM231 195H233V197H231ZM126 196V197H125ZM130 196V197H131ZM153 196H155V197H159V199L161 198V201L160 202H162L163 204H162V207H161V203L159 202L158 203V197L157 198H155V197H153ZM172 196H174V197H177L178 199H179V197H180V199L179 200H181V201H178L177 199H173L172 200V202L173 203H170L171 202V199L173 198ZM179 196V197H178ZM10 199H9V198ZM39 197V199L37 200L36 198H38ZM123 197H125V198H123ZM131 197V199H132V201H133V198ZM141 197H142V199H146L145 200V202H142V201H140V200H142L141 199ZM145 197V198H144ZM170 197H172L171 199H170ZM214 197V198H213ZM218 197V198H217ZM243 199H242V198ZM86 198H84V199H86ZM90 198V197H89ZM109 198V199H110ZM115 198V199H114ZM127 198V199H126ZM137 198V199H136ZM166 200H165V199ZM215 198H216V200H215ZM223 198H225L226 200H224ZM42 199H44L43 200V202L41 201ZM124 199V200H123ZM156 199V200H155ZM162 199H164L163 201H165V202H163L162 201ZM219 199H220V201H219ZM239 199V201H242L241 203L243 204H241L239 201L237 202V200ZM240 199H242V200H240ZM83 200V201H82ZM88 200V199H87ZM87 200H85V201H87ZM100 200H99V202L98 203H100ZM113 200V201H112ZM118 200V201H117ZM122 200V201H121ZM125 200H126V202H125ZM143 200V201H144ZM177 200V202H175ZM209 200H211V201H209ZM215 200V201H214ZM224 200V201H223ZM38 201H39V203H40V201H41V203L43 204V203H45V204H43V206H42V204H41V206L43 207H40V205H39V203H38ZM78 201V202H79ZM138 201H140V203L138 204ZM168 201V202H167ZM222 201V202H221ZM226 201V202H225ZM116 202H117V204H116ZM122 202L124 203V204H122ZM130 202H131V200L129 201V204H130ZM206 202H204L205 204H206ZM225 204H224V203ZM11 203V202H10ZM77 203V202H76ZM146 203V204H145ZM148 203V204H147ZM159 205H157V204ZM213 203V204H212ZM34 204L36 205V206H34ZM141 204H144V205H142V206H140ZM205 204H204V206H205ZM218 205V206H216V205ZM221 204V205H220ZM237 204H240V206L239 205H237ZM244 204H245V206H244ZM9 205H11V204H9ZM74 205H76V204H74ZM93 205H94V207H93ZM103 205H104V207H103ZM126 205H128L127 207V209H126ZM214 205V206H213ZM224 205L226 206V207H224ZM236 205V206H235ZM41 208V212L39 211V213H38V210H39V207ZM79 206V207H78ZM99 206V208H98V210H95V211H97L96 213H98V211H100L101 210V208H102V210H103V212H104V215H103V217H98V216H100V214H103L102 212H100V214L99 215H97L96 213L94 214H92V212L94 211H92V209L93 208H96V207H98ZM115 206V207H114ZM182 206V207H181ZM211 206H212V208H213V210H212V208H211ZM237 206H239V207H237ZM244 206V207H243ZM37 207H38V209H37ZM54 207H56L55 205H54ZM75 207L77 208V209H75ZM90 207L92 208V209H90ZM114 207V208H113ZM142 207V208H141ZM144 207V208H143ZM158 207H161L160 209V211H158ZM208 207V208H207ZM215 207V208H214ZM243 207V209H244V211H242V210H240L241 208ZM181 208H182V210H181ZM211 209V213H210V209ZM221 208V209H220ZM223 208H225V210L223 209ZM11 209V207H8V209L6 210V212H5V214L4 215H2V217H0V220L1 221H3V220H6V218L8 217V215H9V213H13V207H12V209ZM43 209V210H42ZM52 210H53V208H51ZM55 210L57 209V212L54 210V211H52L51 213H57L56 215H55V217H57V221H56V218L54 219L53 217H54V215H53V217H51V215H50V213H49V215H50V217L49 216H47L46 217V219L48 220V218H49V220L47 221V222H49V223H47L46 222V225H51L50 223H52L53 222V224H54V222H56V224L58 225H56L57 227H58V229L56 228V226H53V224H52V226H50V227H52L51 229L52 230H56V231H54V233L56 232L57 234L56 235H58L59 234V232H60V229H61V226L63 225V221L61 222V219H60V217H61V211H60V209H59V207L57 206V208H54ZM83 209V208H82ZM87 209H89V210H87ZM124 209H126V210H124ZM207 209V210H206ZM218 209H220V211L218 210ZM35 210H36V212L37 213H35ZM73 210H72V212H70V214H73ZM124 210V211H123ZM223 210V211H222ZM88 211V212H87ZM158 211V212H157ZM209 211V212H208ZM215 211V212H214ZM222 211V212H221ZM79 212H80V214H79ZM82 212H84V213H82ZM90 212V213H89ZM107 212V211H106ZM119 211H117V213H118ZM132 212H133V209H132ZM160 212V213H159ZM176 212H178V213H176ZM183 212V211H182ZM218 212H219V214H218ZM41 213V214H42ZM53 213V214H54ZM117 213L115 214V216L116 217H118L117 216ZM213 213H215V214H213ZM7 214V216H5ZM27 214V215H26ZM33 215V216H35L34 217V219H32V217H31V215ZM78 214V215H77ZM88 214V215H87ZM91 214V215H90ZM119 214V213H118ZM121 214V213H120ZM129 214H130V212H129ZM159 214H161L160 215V219L158 218V216H159ZM171 214H172V216H171ZM177 214V215H176ZM216 214H217V216H216ZM223 214L224 213H222V214H220L221 215V217L223 216ZM42 215V217H43V219L42 220H40V221H37L38 223L39 222H42L45 218H44V216ZM84 215V216H83ZM175 215V216H174ZM212 217H211V216ZM89 216H90V219H89ZM97 216V217H96ZM114 216V221L116 220V223L113 225L114 226V228L115 229H119V230H116V231H118V233H119V231L121 230L120 228H116L115 227V225L116 224H120L121 223V221L122 222H124L123 224H124V226H125V221L127 220V219H123L124 217L122 216V217H119V218H117L118 220L119 219H121L122 218V220L121 221H118L117 219H116V217ZM119 216H121V215H119ZM210 216V217H209ZM213 216H215V217H213ZM20 217H18V218H20ZM70 217H72L71 218V221L69 220L70 219ZM129 217V216H128ZM206 217L208 218L207 220H206ZM39 218V219H40ZM52 218V219H51ZM213 218H214V221H212L213 220ZM216 218L218 219L217 221H216ZM38 219V220H39ZM82 219V220H81ZM84 219H85V221H84ZM89 219V220H88ZM95 219V220H94ZM98 219H100V220H97ZM102 219V220H101ZM205 219V220H204ZM15 220H17V219H15ZM19 220V219H18ZM17 220V225H16V223H14V228L16 229H14L13 228V230H15L16 232H21V233H25L27 236H28V234H30V232L29 233H27V229H26V227L27 226H29L30 224V229H31V233H32V235H31V237L33 236V241H36L37 239L35 238L37 235H38V231H39V235L37 236V238H39V240H42V241H44V237L46 236V233L47 232H49V229H50V227L49 228H47V227H44V229L45 228H47L48 229V231H47V229L46 230H42L43 229V227H42V224H43V226H45L44 224H45V222L43 221L42 222V224H40L39 225V227L41 228H39V230L38 229H36V230H38L36 233L34 232V226H35V224L34 223H36V222H33V223H29L28 221L29 220H27V222H28V224H25V222L24 223H19L18 224V222L20 221V222H22L21 221V218H20V220L18 221ZM23 220V219H22ZM24 220H26L25 218H24ZM52 220V221H51ZM87 220V221H86ZM107 220V219H106ZM141 220V219H140ZM51 221V222H50ZM68 221V222H67ZM76 221V220H75ZM82 221H84V222H82ZM93 221H95V222H93ZM102 221V222H101ZM114 221H113V223H114ZM144 221H145V224H144ZM208 221V222H207ZM210 221H212V222H210ZM26 222V223H27ZM120 222V223H119ZM178 222V223H177ZM210 222V223H209ZM220 222V221H219ZM219 222L217 223V224H219ZM1 223V222H0ZM82 223H84V224H82ZM213 223V224H212ZM23 224H25V229H23L24 227H23ZM33 224V225H32ZM70 224V223H69ZM122 224V223H121ZM117 225L118 227H121L122 225ZM209 224V225H208ZM20 225V226H19ZM36 225H37V223H36ZM144 225V226H143ZM211 225V226H210ZM220 225V224H219ZM18 227V229L20 230V228H21V226H22V231L23 230H26V232L25 231H17L18 229L16 228V227ZM77 226H74L75 228H77ZM102 226H104V224L102 223ZM124 226H123V228H124ZM141 226V227H140ZM143 226V227H142ZM163 226V225H162ZM207 226V227H206ZM247 227H249V225H246ZM20 227V228H19ZM37 227V226H36ZM157 227V229H159ZM161 227V226H160ZM218 228V225H216V223H215V226H213V228ZM38 228V227H37ZM54 228H56V229H54ZM122 228V227H121ZM206 228V229H205ZM208 228H210V231H209V229ZM30 229L28 230V231H30ZM32 229H33V231H32ZM78 229V228H77ZM77 229H75V230H77ZM11 231V232H14V231ZM40 230H42V231H40ZM51 230V231H52ZM74 230V231H75ZM146 230V231H145ZM154 230V231H153ZM179 230V231H178ZM217 230V229H216ZM2 231H0V233H1ZM10 232V234H8V238H7V240H6V242L4 243L5 245V247L3 246V248L2 249H0V261L2 262H0V264H21V263H25V264H32L33 262H34V264H38L40 261H42V262H40L41 264H46L45 262H48L47 264H51V260H52V263H53V259L52 258H54V256L57 254V253H55L56 251L55 250H57V249H55L56 247H55V245L57 246V248H58V245H59V242H58V240L59 239H57V237L59 238V235L55 238V240H56V244H54V247L53 246H51V245H53V243H54V237L56 236V235H54V234H51L53 237H52V240H53V243H52V240H51V237H50V239L48 238V242L50 241L51 243H48L49 244V246L47 245V244H44L45 242H40V241H37V242H34V243H36V244H38V245H36V244H33V241L32 240H28L29 239V236H28V238H27V236L25 235V237L24 236H22V234L20 235V234H18V236H14V234H16V232L13 234V233H11ZM40 232L42 233L43 232V234H40ZM46 232V233H45ZM121 232V231H120ZM122 232H124L125 233V231H124V229L122 230ZM143 232V233H144ZM208 232V233H207ZM213 233H214V231H212ZM4 233V232H3ZM36 234V235H33V234ZM49 233H53V231L52 232H49ZM117 233V234H118ZM2 234V233H1ZM16 234V235H17ZM72 234V233H71ZM120 234H123V233H120ZM152 234H154V235H152ZM157 234V233H156ZM20 235V236H19ZM50 235V236H51ZM0 236H2V235H0ZM9 236H11V241L9 242V243H11V244H9L7 241H8V239L10 240V237ZM22 236V238H25L26 239V242L27 241H29V243H27V244H29L30 245V247H29V249L31 248V247H33V246H35V248H38L37 246H39L40 245V243H41V246H39V248H38V250L37 249H34V247H33V250H35V252H37L38 253V256H37V253H36V256H35V254H34V256H35V258H34V256L32 257V256H30V255H32V254H30V253H32V248H31V250H29V252L30 253H28L29 255H27V254H23V252H22V254H20V252L21 251H25V249L28 247V246H26V242H25V240L23 241V239H21V240H19L20 239V237ZM49 236V235H48ZM48 236H46V237H48ZM150 236V237H149ZM152 236H154V238L152 239ZM202 236H204V235H202ZM15 237V238H14ZM18 237V239H16ZM31 237H30V239H31ZM45 237V238H46ZM143 237V238H144ZM148 237H149V239H148ZM133 238H132V240H133ZM151 238V239H150ZM203 238V237H202ZM227 239H230L231 238V235L229 234L227 237H226ZM14 239V240H13ZM206 239V238H205ZM17 240H19L18 242L20 243V241H21V243L23 244H19V245H22V249L19 247V246H17L16 244L18 243H16V241ZM46 240H47V238H46ZM86 240V239H85ZM149 240V241H148ZM157 240V239H156ZM208 240V239H207ZM15 241V242H14ZM83 241V242H82ZM82 241H79L80 243H82L83 245H88L89 243V245H92L93 243H94V241H89L88 242V244L84 241V240H82ZM87 241V240H86ZM107 241V243H109V240H106ZM211 241H213V240H211ZM210 240L209 241H207V242H204V240H203V242L204 243H208V242H210L212 245V247L211 246H209L210 244H208V246L210 247V249H206V248H208L207 247V244H205V247L206 248H203L204 247V244H203V246H202V244H200L201 246H202V249H205L206 251H205V253L207 254L206 256L208 257V256H210V258H212L213 256L212 255H214V253L211 255L210 253H208L210 250L213 252V244L214 243H212ZM40 242V243H39ZM57 242H58V244H57ZM85 242V243H84ZM105 241H103V243H104ZM148 244H146V243ZM213 242H215V241H213ZM47 243V242H46ZM106 243V242H105ZM106 243V244H107ZM152 243H154L153 245H152ZM8 246H7V245ZM32 244H33V246H32ZM95 244H97V243H94V245ZM137 244V245H136ZM157 244V243H156ZM199 244V243H198ZM197 244V245H198ZM45 245H47L46 247L47 248H45V249H48L49 247H53L54 248V250H53V248L52 249H48L49 251H45V253H44V255H43V251H44V246ZM101 245V244H100ZM158 245V244H157ZM16 246L17 247H19V248H16ZM98 246V245H97ZM102 246H105V245H101V249L103 248ZM108 246V244L105 246V247H107ZM159 246V245H158ZM6 247H8V249L6 248ZM11 247V248H10ZM42 247H43V249H42ZM153 247V248H152ZM215 247L217 248V246H216V243H215ZM6 248V249H5ZM148 248H151L150 250L148 249ZM196 248H200V247H198V246H196ZM216 248H215V252L217 253V251H216ZM17 249H19V250H17ZM20 249H21V251H20ZM24 249V250H23ZM2 250V251H1ZM5 250H7V251H5ZM40 250H43L42 252L40 251ZM52 250H53V252H52ZM138 250H140V252L138 251ZM10 251V252H9ZM150 251V252H149ZM158 251H160V249L158 250ZM198 251V250H197ZM195 252V253H197L198 255H202V253H203V251L204 250H201L200 249V254L198 253V252ZM210 251V252H211ZM4 252V253H3ZM7 252V253H6ZM13 252V253H12ZM41 252V253H40ZM121 252H122V250H121ZM8 253H9V255H8ZM34 253V252H33ZM51 255H50V254ZM54 254V256H53V254ZM104 253V254H103ZM148 253V254H147ZM215 253V256H217L218 255V253L216 254ZM4 255V256H2V255ZM16 254H20V255H18V257H17V255ZM46 254V255H45ZM48 254L50 255V256H48ZM99 254H100V256H99ZM147 254V255H146ZM157 254H161V256L160 257H158L159 255H157ZM196 254V255H197ZM7 255V256H6ZM12 255H13V257H12ZM14 255H16V258H21V261H20V259H19V262L17 261V259L16 258H14L15 256ZM44 257H43V256ZM104 255H105V257H104ZM121 255H123V256H121ZM194 256V257H196V262H195V264L196 263H198L199 264V261H202V259H204V258H202L201 259V255L200 256ZM20 256V257H19ZM27 256H30V257H28V258H24V257H27ZM47 256L50 258L51 256H53V257H51L50 258V260L48 261V259H47ZM84 256V255H83ZM86 256V255H85ZM98 256H99V258H100V260H99V258H98ZM108 256V257H107ZM110 256V257H109ZM121 256V257H120ZM137 256V255H136ZM145 258H144V257ZM206 256H204L205 257V260H211L209 257L207 258ZM212 256V257H211ZM8 257H12V260L11 259H9L8 260ZM104 257V258H103ZM191 257H192V254H191ZM200 258V260H199V258ZM7 258V259H6ZM27 259V260H25V261H27V262H24V259ZM43 258H46V259H44V260H47V261H44L43 260ZM86 258V257H85ZM98 258V260H96ZM119 258L121 259L120 260V262H119ZM161 260H160V259ZM207 258V259H206ZM213 258H216V257H213ZM8 260V261H6V260ZM16 259V260H15ZM38 259H39V261H38ZM41 259V260H40ZM91 259H93L92 257H91ZM101 259H103L102 261H101ZM125 259V260H124ZM135 261H134V260ZM145 259V260H144ZM226 259V258H225ZM31 260V261H30ZM33 260V261H32ZM105 260H106V262H105ZM140 260H142V261H140ZM209 260H208V262H209ZM214 260V259H213ZM217 258H216V262H217ZM220 260V259H219ZM223 260L224 259H222V261H221V263L223 262ZM241 259H239L238 258V260H237V264H243V259H242V261H240ZM6 261V262H5ZM11 261V262H10ZM12 261H13V263H12ZM29 261V262H28ZM94 261V262H93ZM116 261V262H115ZM125 261V262H124ZM129 263H128V262ZM130 261H131V263H130ZM161 261V262H160ZM163 261V262H162ZM204 261V260H203ZM212 261V260H211ZM215 261V260H214ZM213 261V263L212 264H217V263H215ZM4 262V263H3ZM89 262V263H90ZM205 263H206V261H204ZM204 262H200V264L202 263V264H204ZM207 262V263H208ZM39 263V264H40ZM86 263V264H87ZM88 263V264H89ZM206 263V264H207ZM224 264H227L226 263V261L224 260V262H223ZM81 264H83V263H81ZM85 264V263H84ZM108 264H110V263H108ZM209 264V263H208ZM211 264V263H210Z\"/></svg>",
  "mask_w": 264,
  "mask_h": 264
}]
</instances>
